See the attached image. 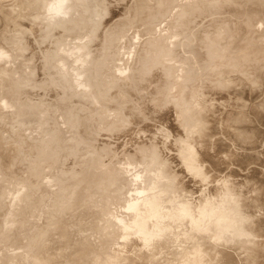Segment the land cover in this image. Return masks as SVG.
I'll return each instance as SVG.
<instances>
[{
	"label": "rangeland",
	"instance_id": "1",
	"mask_svg": "<svg viewBox=\"0 0 264 264\" xmlns=\"http://www.w3.org/2000/svg\"><path fill=\"white\" fill-rule=\"evenodd\" d=\"M3 3H4V6H3V8H11V9H8L9 11H7V13H9V14H11V17H12V19H14V21L13 22H7V23H11V24H7L6 22H3L4 20V18H1V17H5L6 15L5 14H0V26H2V27H4V29L5 28H7V27H5V26H7V25H11V26H9L8 27V29H1L2 27H0V45H2V47L0 46V49H1V54L3 53V51H2V48L5 46V48H3V49H9V50H11V51H7L6 50V52L4 51V53L2 54L3 56H4V54H8L9 56H10V54H11V56H10V58L11 59H8L6 56H4L5 58H3V56L0 58V153L2 154V155H4V157L3 156H1V157H3V159H4V161H2V158L0 159L1 160V164H3V165H1L0 166V168L3 170V169H6L5 167H6V161H7V163L8 162H10V163H8L9 165H14V166H11L8 170L12 173V176H13V174L17 177H15V176H13V178H10V177H12L8 172H6V171H8V170H6L5 171V176H7V178L5 177V178H1L0 177V210L2 211V209H3V212L2 213H7L10 209H9V207L10 206H13V207H10L11 209L12 208H14V210H15V213H17L18 215H16L15 217H14V219H13V222H11L10 220H5V217L7 216V214H5L4 216L5 217H3V215H2V213H1V211H0V213H1V216H0V218L1 217H3V219H1V221H0V264H179V263H183V264H186V262L183 260V262H182V260H179L178 258H176L177 256H178V253H179V251L178 250H176L175 251V253L174 254H176L177 252V256H175V255H173V252H174V250H175V248H177V249H179L180 251H182V250H184L185 249V247L187 246V247H190L191 245L190 244H188L187 242L185 243V240H183V238H184V234L183 233H181L180 234V236L182 237H178V238H174L173 237V239H171V238H167V195L169 196L170 195V192H168L169 191V189H167V183H168V181H167V175H171V176H173V177H175L176 178V176H174V175H177L178 173H180V174H182L183 173V171H185L184 172V174L186 173V171H187V167H185L183 164H182V162H181V159L182 158H177L178 156V154H179V150H180V148H181V146H180V144H177V143H180V141L184 144V142H185V139L187 140V138L185 137V136H187L189 139L190 138H192V140H190V142H193V143H191V144H193V146H195V145H197V146H195L194 148L197 150V148H200V150H199V152H197L198 153V155H206V153L208 154V156L209 155H211V156H214L215 158H216V156H217V154H216V152L213 154V152L216 150V149H224L225 147H226V149H224V150H228V148H234V147H237V145H239V144H237L238 143V141H235V138H231V137H233V135H234V132H235V130H236V132L235 133H237V131L240 129V128H245L246 127V129L248 128V129H251V130H253L252 128H254V127H252L253 125H251V127H248V126H250V122L249 123H247L246 121L247 120H245V122L247 123V124H249V125H246V123L245 122H243L242 124H243V126H242V124H239V122L241 123V121L240 120H238V121H233V123H232V120L233 119H235L234 117H235V115H238V114H235V110H237L238 108H240V105L239 106H237L238 108H233V109H235V110H230L229 108H231L232 109V107H231V105H233V104H236V105H238L239 103L240 104H242V98H243V100L245 99H247L248 100V97L250 98V101H244V104H242L243 106H245L246 108V110L244 109V112H243V108H242V105H241V108L242 109H238L237 111L239 112L240 111V113L241 114H243L244 113V116L248 119V121L250 120V118H252V120H250L251 122H253V123H251V124H254V125H264V98L262 99V96L264 97V94L262 95L261 94V90H262V92H264V69L263 70H261L262 68H263V62H264V50H263V52L258 56V57H260V59L259 58H257V59H251V57H249V58H247L246 60L244 59V60H241V59H239V58H241L242 56H240V57H238V56H236L235 54H238V53H236L237 51V49L239 48V46H236L235 47V45H237V43H235V42H237V40L238 39H240V37H244V36H242V34L243 33H245V32H242V34L238 31V33H240V36H238V35H236V34H238V33H234V32H236L237 30H242V27L244 26V22H239V20L242 18V17H240V14L239 13H237L238 11H235L237 8H239V7H244L245 9H248V11L249 12H255V11H259V10H262V11H264V0H260V3H259V1L258 2H256V0H246V2L244 1V0H242V2H245V4H243V3H238V5L237 4H233V5H237V6H233L232 5V7H229V6H231V5H227L225 8H223L220 4H221V2H219V5L221 6V7H217V6H219V5H217L216 3H214V4H216V6H214L215 7V9H214V7L212 6V4H210V5H208V9H206L207 7L206 6H204L203 4V2H200L201 0H193V1H191V0H188L189 1V3L186 1L185 2V0H183L184 1V3L183 4H191V3H196L197 1H198V3H203V4H201V5H203L205 8H203L201 5L199 6V4L197 5V6H194L193 4H191V5H193L192 7H191V5H189L190 7H191V11L193 12V8H197V10L199 9V8H203V9H205V10H202V9H200V15H201V13H204V15L202 14L201 16H199V14L196 12V9H194L195 11L193 12V13H189L190 15V17H192V16H194L195 15V17L197 16V18H199L200 17V19H194V17H193V20H191L190 22H191V26L189 27L191 30V34L190 33H185V30H189V28L187 27L189 24H190V22L189 23H187V25L185 26V28L183 27V29H182V27H181V24L185 21V20H187L186 19V17L185 16H187L188 14H186V15H184V21H182L181 19H179L178 21H182V22H178L176 19H177V14H178V12H176L177 14H175V12H172L173 10L174 11H178L177 10V7L175 6L176 5V3L178 4L179 2H183V1H180V0H174L175 2L174 3H170V6H172V8L169 6V4L167 3V2H170L169 0H159L160 1V3L158 2V0H141L142 2H143V7L140 9V10H138L137 8H136V6L138 7V1L137 0H78L79 2H80V6H81V8L80 7H78V8H80V10H75L74 12L72 11V9H77V6L76 7H73L71 10H70V8L69 7H72V4L74 3L73 1H75V0H70L71 2H73V3H71V2H69V7L68 6H65V9L68 11V13H71L70 14V18L73 20V21H70V22H72V25H71V30H73L72 32H73V34L71 35L70 33H72L71 32V30H67V29H64L62 26H57L58 25V23L57 22H55L56 21V19L58 18V20H59V18L62 20L63 18H65V17H67L68 16V13H67V16H66V14L64 15H62L61 16V14H60V16L62 17H60V16H54V18H52L53 20H55L54 22L51 20V22H49V21H47L48 19L47 18H44L45 20H46V23H42V24H40L41 22H44V21H42V20H44L43 19V17H46V16H43L44 15V13H46V11H45V9L44 8H42V7H40L39 5H40V0H36V1H34V0H26V1H24V0H1ZM5 1V2H4ZM38 1V2H37ZM53 1V0H52ZM66 0H64V2H65ZM77 1V0H76ZM131 1V2H130ZM173 1V0H172ZM171 1V2H172ZM206 1V0H205ZM207 1H210L211 3H213V1H215V0H213V1H211V0H207ZM249 1H251V2H249ZM255 1V2H254ZM9 2H11V3H9ZM50 2H51V0H50ZM68 1H66V3H64V5L66 4V5H68V3H67ZM86 2H87V5H86ZM109 2H110V4H109ZM191 2V3H190ZM255 4H254V3ZM6 3H9L8 5L6 4ZM13 3V4H12ZM38 3V4H37ZM83 3H85V5L86 6H88V5H90L91 4V8H90V10H89V8H88V10L90 11V12H82V10H83V7H82V4ZM97 3V4H96ZM99 3V4H98ZM101 3V4H100ZM112 3V4H111ZM114 3V4H113ZM127 3V4H126ZM135 3V4H134ZM181 3L180 4H178L181 8L183 7V5H181ZM207 3L208 2H205V5H207ZM218 3V2H217ZM253 3V4H252ZM6 4V5H5ZM107 4V5H106ZM126 4V5H125ZM174 6H173V5ZM197 4V3H196ZM247 4V5H246ZM251 4H252V6H251ZM84 5V4H83ZM99 5H101V6H99ZM129 5H130V7H129ZM224 5V4H223ZM250 5V6H249ZM8 6H10V7H8ZM78 6H79V3H78ZM97 6V7H96ZM115 6V7H114ZM168 6H169V8H168ZM209 6H212L213 7V9H210L211 7H209ZM85 7V6H84ZM104 9H103V8ZM121 7V8H120ZM134 7V8H133ZM173 7H174V9H173ZM175 7H176V10H175ZM188 7V6H187ZM189 7V8H190ZM217 7V8H216ZM229 7V8H228ZM236 7V8H235ZM251 7V8H250ZM69 8V9H68ZM87 8H84L85 10H87ZM107 8V9H106ZM173 9L172 11H171V9ZM35 9V10H34ZM44 10L45 12H43V11H41L40 12V10ZM124 9V10H123ZM135 9V10H134ZM136 9H137V11H136ZM167 9H170V10H167ZM178 9H179V7H178ZM218 9V10H217ZM221 9H224V11L223 10H221ZM227 9V10H226ZM234 9V10H233ZM126 10V12H124ZM134 10V11H133ZM189 10V9H188ZM212 10V11H211ZM221 12H220V11ZM38 11V12H37ZM70 11V12H69ZM80 11V12H79ZM84 11V10H83ZM120 11H122L121 13H120ZM140 12V14H138L137 12ZM167 11H169V12H171V13H167ZM232 11V12H231ZM234 11H235V13H237V14H235L234 15ZM261 11V12H262ZM36 12H37V15L38 16H36ZM77 12V13H76ZM95 12V13H94ZM230 12V13H229ZM39 13V14H38ZM43 13V14H42ZM104 13H105V15H104ZM126 13H127V15H126ZM172 13H174V15H176L177 17H176V19H175V17H173L174 15H172ZM209 13V14H208ZM217 13H219V15L217 14ZM221 13V14H220ZM233 13V14H232ZM95 14H96V16H95ZM102 14V15H101ZM129 14V15H128ZM138 14V15H137ZM168 14H169V16L171 17V15H172V18L173 19H175V20H172L171 19V21H170V17L168 18ZM197 14V15H196ZM89 15V16H88ZM101 15V16H100ZM123 15V16H122ZM136 15V16H135ZM154 15V17H156L157 16V18L158 19H160V21L157 19V21H154L155 23H153V19H155L154 17H152ZM192 15V16H191ZM214 15V16H213ZM228 15V16H227ZM42 16V17H41ZM65 16V17H64ZM76 16V17H75ZM188 16V17H189ZM216 16V18H214ZM233 16V17H232ZM55 17H56V19H55ZM73 17H75V18H73ZM102 17V18H101ZM120 17V18H119ZM132 17V18H131ZM134 17V18H133ZM210 17V18H209ZM213 17V18H212ZM220 17L221 18H227L226 20L227 21H223V19L221 20L220 19ZM239 17V18H238ZM69 18V20H71ZM87 18V19H86ZM104 18V19H103ZM114 18V19H113ZM116 18V19H115ZM128 18V19H127ZM136 18V19H135ZM137 18H138V20H137ZM163 18V19H162ZM206 18V19H205ZM233 18V19H232ZM66 19L67 18H65V21H66ZM101 19V20H100ZM125 19H127V20H125ZM169 19V21L170 22H167V20ZM188 19H190V18H188ZM209 19H211V20H209ZM224 19V20H225ZM257 19H259V20H261L260 18H257ZM257 19H256V21H257ZM64 20V19H63ZM68 20V19H67ZM111 20H114V21H111ZM124 20V21H123ZM133 20V21H132ZM135 20H137V21H142L141 23H142V25H139V24H141V23H135V24H130V22L131 23H133ZM219 20V21H218ZM229 20H231V21H229ZM258 20V21H259ZM85 21V22H84ZM108 21L110 22V25H109V23H108ZM124 22V27H123V25L121 24V23H123ZM172 21L173 22H178V24L180 25V26H178V24H177V22H176V25L177 26H175L173 23H172ZM189 21V20H188ZM187 21V22H188ZM193 21V22H192ZM202 23H201V22ZM208 21L210 22V23H208ZM216 21H217V23H219V25H217L215 28H214V25H216ZM220 21H221V23H220ZM233 21H234V23H233ZM244 21V20H243ZM258 21H257V23L256 22H254L253 24H255V27H256V24H257V26H258V24L259 25H261L260 23L262 22H260V23H258ZM25 22V23H24ZM47 22H49V23H52V25H50L49 24V26H48V23ZM116 22V23H115ZM120 22V23H119ZM127 22V23H126ZM156 22H160V24L159 23H157L156 24ZM213 22V23H212ZM223 22V23H222ZM228 22V23H227ZM231 22V23H230ZM57 23V24H56ZM85 25H84V24ZM99 23V24H98ZM112 23V24H111ZM130 25H129V24ZM151 23L152 24H155V25H153V26H151ZM168 23V24H167ZM181 23V24H180ZM195 23V24H194ZM201 23V24H200ZM229 23H230V26H232V25H235L236 23V30L234 31V30H231V29H233V27H235V26H232V28L230 27V26H228V29H227V27H225L226 28V30H225V28H223L224 27V25L226 26V24L227 25H229ZM262 23H264V22H262ZM4 24H7V25H5L4 26ZM25 24H26V26H25ZM44 24V25H43ZM99 25V27H98V25ZM104 24V25H103ZM106 24V25H105ZM165 26H164V25ZM170 24H171V27L169 28V27H167L166 25H169L170 26ZM186 24V23H185ZM207 24V25H206ZM222 24H224L223 26H222V30H223V33L221 34L220 33V29H217V33L215 32L214 34H212L211 32H212V30L213 31H215V29L216 28H218V26H219V28H221V25ZM232 24V25H231ZM241 24V25H240ZM97 25V26H96ZM102 25V26H101ZM107 25H109L108 27H107ZM116 28V31L114 32V35H113V31H114V27ZM116 25H118V28L116 27ZM122 25V26H121ZM129 25V26H128ZM138 25V27L136 28V26ZM156 25H158L157 27H154V26H156ZM173 25L175 26V28L176 29H178V31H179V33H181V32H183L182 33V35H179L178 37L176 36V35H178V31L175 29V31H177V34H176V32L172 29L173 28ZM184 24H182V26H183ZM196 25V26H195ZM202 25V26H201ZM243 25V26H242ZM264 24H262L261 26H259L258 28H255V27H252V29H251V31H250V33H247L246 34V37H244V38H246V39H244V41L242 40V38L240 39V40H238V42L240 43V41L241 42H244V43H246L245 41L246 40H248V41H250L251 40V37L255 34L256 35V37L259 35V37H260V35H263L264 34V32H263V30H262V26H263ZM24 26V27H23ZM37 26V27H36ZM70 25H68V27H69ZM121 26V27H120ZM207 26L209 27V28H207ZM238 26H239V28H238ZM20 27H22V28H20ZM59 28L58 30H57V28ZM87 27H89V28H87ZM96 27L97 28H99V29H96ZM107 27V28H106ZM151 27V28H150ZM179 27V28H178ZM187 27V28H186ZM196 27V28H195ZM39 28H43V29H39ZM63 28V29H62ZM111 28H112V30H111ZM114 28V29H113ZM120 28H124L123 30L124 31H122L123 33H121V35L122 36H120V37H115L116 36V32H117V30L118 29H120ZM136 28V29H135ZM139 28V29H138ZM150 28V29H149ZM163 28V29H162ZM169 28V29H168ZM205 30H204V29ZM211 28V29H210ZM229 28H230V32L232 31V33H234L235 34V37L234 38H236L237 36L239 37H237L236 39H233L234 41H231V42H233L232 44L229 42V35L231 36V35H233L232 33H230V32H228L229 31ZM45 29V30H44ZM60 29H61V31H60ZM85 29V31L87 30H90L89 32H90V34H89V32L88 33H85L84 31H82V30H84ZM138 29V30H137ZM152 29H154L155 30V32L152 30ZM167 29H168V31L170 30L171 32H167ZM201 29V30H200ZM203 29V30H202ZM257 29V30H256ZM258 29H260L259 31H258ZM35 30H38V31H35ZM55 30H56V32H55ZM65 30V31H64ZM95 30V31H94ZM138 32H137V31ZM146 32H145V31ZM180 30H182V31H180ZM184 30V31H183ZM186 31V32H189V31ZM199 30V31H198ZM207 30V31H206ZM211 30V31H210ZM255 30V31H254ZM57 31H59L58 33H57ZM77 31V32H76ZM86 31V32H87ZM97 31V32H96ZM111 32V34H110V36H109V33ZM126 31V32H125ZM174 31V32H173ZM201 31H203V32H201ZM225 31V32H224ZM244 31V30H243ZM255 33H254V32ZM33 32H35V33H33ZM38 32V33H37ZM43 32V33H42ZM51 32V33H50ZM52 32H53V34H52ZM67 32L71 35H66L67 34ZM75 32V33H74ZM79 32H82L81 34L79 33ZM94 32H95V34H94ZM102 32V33H101ZM105 32V33H104ZM109 32V33H108ZM137 32V33H136ZM198 32H199V34H198ZM261 32H263V33H261ZM40 33V34H39ZM61 33H62V35H61ZM143 33V34H142ZM175 34V36L173 37L174 39H172L171 37L173 36V35H170V34ZM186 35H188V36H186ZM194 33V34H193ZM197 33V34H196ZM203 33H205V36L203 35ZM208 33V34H207ZM228 33V34H227ZM261 33V34H260ZM34 34V35H33ZM43 34V35H42ZM85 34H87V37H86V35ZM100 34H101V36H100ZM102 34H103V36H102ZM105 34H106V36H105ZM108 34V35H107ZM137 34H140V37H139V35L137 36ZM183 34H184V36H186V37H184L183 36ZM200 34L202 35V36H204L203 38L204 39H202V36H201V38H200ZM207 34V35H206ZM210 34H212V35H210ZM217 34H220L219 36L217 35ZM31 35H32V37H31ZM81 35H83V38L81 37ZM85 35V36H84ZM88 35H89V37H90V35H91V37L89 38L88 37ZM97 35H99V36H97ZM167 35H169V36H167ZM192 35H195L194 37H195V39L197 38V36H199L198 37V39L199 40H195L194 39V37H192ZM197 35V36H196ZM210 35V37H212L213 35H214V37L217 35V37H219V38H214L215 40H217V39H219V41L222 39V36H223V39H225L224 41H226V42H222L223 41V39H222V41H221V43H222V45H224L225 46V43H227L226 45V47L225 48H232V45L235 43V45H233L235 48H232L231 50V52H225V51H227L228 49H225L224 50V55L225 54H229V55H227V57H231L230 56V54L232 53V52H234L233 50L234 49H236L235 50V52H234V54H233V57L236 59L237 57V59H239V60H241V61H237L238 62V67L239 68H241V69H237L236 70V72H235V69H233V67H232V64H230V63H232L233 61H236V60H229L228 62H229V65H227V60L228 59H226V60H224L225 59V57H224V59L222 60L223 61V64H221V65H223L221 68H216V71H218V70H221L222 69V71H220V72H222V76H224V71H226V73L229 71V72H231V73H229L230 75L229 76H227L228 74H226L225 76L226 77H228V78H226L225 76L223 77V80L222 79H220V80H218L215 84H213V81H211V80H209V78H210V75H209V77L208 78H206L208 75H206L205 76V71L203 70V64L202 63H208L209 61H210V59L209 58H207L206 56H208V55H206L205 56V54L206 53H208V50H209V48H208V46L210 47V45H208V46H206L207 44H210L211 42L209 41V39L208 38H210V37H208ZM251 37H250V36ZM254 35V36H255ZM28 36V37H27ZM30 36V37H29ZM37 38H36V37ZM109 36V37H108ZM113 36V37H112ZM134 36H135V39H134ZM225 36V37H224ZM227 36V37H226ZM249 36V37H248ZM8 37H10V39H8ZM81 37V39H79ZM89 38V39H87L86 40V38ZM101 37H104V38H101ZM110 37H111V40L113 39V38H115V40L113 39L112 40V42H111V40H109L110 39ZM138 37L140 38V39H138ZM168 37V38H167ZM177 38V44H175L176 42L175 41H173V43H174V45H173V43L171 44L173 47L171 48V50H172V53L175 55V61L177 60V58H180L179 56H182V57H184L183 59H182V57L180 58V59H178L176 62H174V61H172L173 63V65H175L176 64V69H174L175 68V66H172V64H171V62L169 61L170 59H169V54H167V52H166V48H163L162 50H160L161 48V46L162 47H165L164 46V44H165V42H167L168 40H169V38H170V40L172 39V40H175L176 38ZM180 37V38H179ZM205 37H207V38H205ZM262 37V36H261ZM260 37V38H261ZM29 38V39H28ZM43 38H44V40H43ZM78 38V39H77ZM85 38V39H84ZM93 38V39H92ZM96 38V39H95ZM98 38V39H97ZM107 38V39H106ZM178 38H179V40H178ZM183 38V39H182ZM184 38H185V40H184ZM189 40H187V39ZM189 38H191V39H189ZM213 38V37H212ZM221 38V39H220ZM227 38H228V40H227ZM231 39L230 40H232V37H230ZM248 38V39H247ZM254 38L255 37H252V41L253 42H255L256 43V40H254ZM258 38V37H257ZM263 38H264V35H263ZM5 39V40H4ZM6 39H8L7 41H6ZM32 39V40H31ZM47 39V40H46ZM77 39V41H79V40H83V41H85L84 42V45H86V47H87V50H88V54H89V56L88 55H86V56H88L89 58H88V62L86 63V61H85V65H82V69L84 68L83 66H87V71L85 72H83L84 74L86 73L89 77H90V79H93V76L95 75V69H96V65H98L99 63H100V58H104L106 55L105 54H108V56H110L109 58H110V60H108V56H106L105 58H107V61L109 62V61H111L110 63H111V66H113V69H114V66H115V68H116V73L113 75V77L114 78H111V79H113V80H117L116 82H113V83H111V85H110V89H113V90H110V94H109V96L110 97H108V99H107V101H103V100H105L104 98L101 100L102 101V103H98V102H94V100H95V98L98 96V95H96L97 93H99L100 94V92H99V90H96V89H99V84L96 82V81H93L92 82V80H91V82H89L88 83V85H86V86H84V87H78V86H76L78 89H76V90H74L75 89V86H72L71 85V83H72V78H73V76H71V75H67V73H64V72H60V67H61V65H62V63L64 62L65 63V61H62V59L63 58H61V57H63L64 56V54H62L61 53V51L63 52H65V54H66V52H67V50H69V49H73V45H75V43H73L72 41H75ZM168 39V40H167ZM194 39V40H193ZM201 39V40H200ZM104 40H106V42L108 43H104ZM130 40H132V41H130ZM133 40H136L137 41V45L135 44L136 42L135 41H133ZM160 40V41H159ZM169 40V41H170ZM180 40H182V42H187L188 41V44L187 43H185V46H184V44H182V42H181V44L183 45H179L178 43H179V41ZM187 40V41H186ZM208 40V41H207ZM258 40V39H257ZM262 40V38L260 39V40H258L257 41V43H256V45L258 44L259 46H261V48H263L264 49V39L262 40V42L260 43V41ZM4 41H6L7 43H5ZM27 43H26V42ZM80 41V42H81ZM82 41V42H83ZM98 41V42H97ZM103 41V42H102ZM139 41V42H138ZM155 41H159V42H157L158 43V49L155 51V50H153V51H150V47H152V49L154 48L153 46V44L152 43H154ZM192 41V42H191ZM200 42V44L202 43L201 41H205L204 42V44L201 46L200 44H199V42ZM206 41H207V43H206ZM214 41V40H213ZM218 41V42H219ZM228 41V42H227ZM31 42V43H30ZM34 42V43H33ZM71 42H72V44H71ZM130 42H134V45L133 44H131V45H133V47L131 46V45H129L130 44ZM195 42H198V46H197V48L198 47H200L201 48V50L203 49L202 47H205L202 51H200V48H198L199 49V51H200V54H199V52H198V54H196V53H194L193 52V54H195L194 55V57H192L193 55H191L192 54V49H194V47L196 48V45L195 46H193V44L195 43ZM30 43V44H29ZM67 43V44H66ZM68 43L70 44V45H68ZM107 46H105L104 44ZM191 43H193V44H191ZM215 43H217V41L215 42ZM215 43H213V45H215ZM221 43H220V46H222L221 45ZM224 43V44H223ZM230 43V44H229ZM247 43H249V42H247ZM261 45H260V44ZM263 43V44H262ZM5 44V45H4ZM13 44V45H12ZM25 44V45H24ZM57 44H58V46H57ZM59 44H61V46H59ZM77 44V46L76 47H74V50H77L78 48V46L81 48V49H83L82 48V44L80 43V45H78V43H76ZM110 44V45H109ZM155 44V43H154ZM189 45V44H191V45H189V46H187V45ZM243 44V43H242ZM242 44H238V45H240V47H241V45ZM250 44V43H249ZM8 45V46H7ZM48 45V46H47ZM104 45L105 47H106V49H105V47L103 46V49L101 48L102 46ZM150 45H152V46H150ZM161 45V46H160ZM175 45H177V46H182L181 48H179V47H177V48H175L174 46ZM217 45H219V44H216V46ZM229 45H231L230 47H229ZM245 45H248V44H245ZM244 45V47L246 48V46ZM255 45V44H254ZM32 46H34V47H32ZM42 46V47H41ZM70 46H72V47H70ZM128 46H131L130 48H132V49H130L131 50V52H130V50H127V54L129 53L130 54V56L132 57V60H131V57L129 56V54H128V56L127 55H125L126 54V52L124 51V48H128ZM220 46H217V48L219 49V47ZM13 47V48H12ZM14 47H16V48H14ZM41 47V48H40ZM70 47V48H69ZM212 47V46H211ZM243 47V48H244ZM37 48H38V51H37ZM48 48V49H47ZM59 48H62L63 50H61V49H59ZM75 48H77V49H75ZM79 48V50H77L74 54H77L78 53V56H79V52L81 53L82 52V50ZM134 48V49H133ZM160 48V49H159ZM173 48H175L176 49V51H180V53H182V54H179V56H178V52H176L175 51V49H173ZM208 48V49H207ZM213 48V47H212ZM222 48L224 49V47L222 46ZM242 48V49H243ZM65 49V50H64ZM105 49V50H104ZM129 49V48H128ZM151 49V50H152ZM187 49V50H186ZM189 49V50H188ZM207 49V51L205 52V50ZM241 49V48H240ZM240 49H238V50H240ZM241 49V50H242ZM14 50V51H13ZM40 50V51H39ZM60 50V52H57V51H59ZM126 50V49H125ZM163 50H165V52H163ZM175 52H174V51ZM230 50V49H229ZM240 50V51H241ZM30 51V52H29ZM45 51H47L48 53L50 52V55H48V53L47 52H45ZM79 51V52H78ZM84 51V50H83ZM120 51H121V53H120ZM129 51V52H128ZM194 51V50H193ZM9 52V53H8ZM20 52V53H19ZM63 52V53H64ZM123 52V53H122ZM160 52V53H159ZM162 52V53H161ZM184 52V53H183ZM204 54H203V53ZM15 53V54H14ZM18 53V54H17ZM29 53V54H28ZM38 53V54H37ZM53 53V57H52V54ZM61 53V54H60ZM117 53V54H116ZM166 53V54H165ZM202 53V54H201ZM241 53V52H240ZM84 54V53H83ZM87 54V53H86ZM110 54V55H109ZM121 54V55H120ZM123 54V55H122ZM173 54H171V56L173 55ZM177 54V55H176ZM40 55V56H39ZM59 55H61V56H59ZM63 55V56H62ZM165 55V56H164ZM169 55V56H168ZM174 55H173V57H174ZM184 55V56H183ZM188 55V56H187ZM235 55V56H234ZM261 55H263V56H261ZM16 56V57H15ZM74 56V55H73ZM77 56V57H78ZM85 56V55H84ZM83 56V57H84ZM121 56H127V57H130V59L129 58H127V60H125L124 59V57H121ZM168 56V57H167ZM170 56V57H171ZM190 56L193 58H190ZM195 56H196V58H195ZM13 57V58H12ZM26 57V58H25ZM75 57L76 56H74V59H75ZM133 57H134V59H133ZM165 57V58H164ZM167 57V58H166ZM226 57V58H227ZM244 57V56H243ZM242 57V58H243ZM17 58V59H16ZM45 59V61H43L44 59ZM48 58V59H47ZM61 58V59H60ZM70 58V57H69ZM67 59V60H69L70 62H71V60H73V58L71 59ZM85 58H87V57H85ZM104 58V59H105ZM125 61V63L126 62H128V60H130L128 63H126V64H124V65H122L123 66V68H122V66H120L121 64H123V60ZM126 58V57H125ZM187 58V59H186ZM188 58H190V59H192V61L190 60V59H188ZM3 59V60H2ZM162 59V60H161ZM167 59H169V60H167ZM232 59V58H231ZM5 60V61H4ZM21 60V61H20ZM46 60H48V61H46ZM172 60H174V58L172 59ZM181 61L182 62V64L183 65H181L180 66V62L177 64V62L178 61ZM184 60V61H183ZM186 60V61H185ZM261 60V61H260ZM19 61V62H18ZM62 61V62H61ZM69 61H67L68 62V64H69ZM74 61V60H73ZM105 61H106V59H105ZM132 61H134V62H132ZM157 61H159L160 63H163V64H161V66H160V63L159 62H157ZM168 61L170 62V64H171V66L172 67H174L173 69L175 70V72H174V70L172 71V73H169V72H167V74H166V71L164 72V69L165 68H167V67H169V65H168ZM187 61L189 62V64L187 63ZM197 62V61H199L198 63H195L196 64V66H195V64L193 63V62ZM225 61V62H224ZM232 61V62H231ZM256 63H255V62ZM3 62V63H2ZM39 63V65H38V63ZM46 62H48V63H46ZM66 62V63H67ZM76 62V61H75ZM74 62V64H77V63H75ZM249 62H250V64L254 67V63L257 65V63H259L258 65H260V66H262V67H260V68H258V65L256 66L259 70H261V71H259L258 69H256L255 70V68H254V70L255 71H252V66H250V64H249ZM260 62H262V63H260ZM2 63V64H1ZM107 63V62H106ZM109 63V64H110ZM133 63H134V65H135V63L137 64V69L135 70V69H133V68H131V66L133 65ZM157 63H159V64H157ZM185 63H186V65H185ZM192 63V65L190 66V64ZM226 63V66H225V68H224V64ZM242 63H244V64H242ZM253 63V64H252ZM43 64L45 65L46 64V66H43ZM67 64V65H68ZM72 64V63H71ZM132 64V65H131ZM156 64V65H155ZM165 64V65H164ZM194 64V65H193ZM201 64V65H200ZM8 65V66H7ZM49 65H51V66H49ZM73 65V64H72ZM71 65V66H72ZM108 65V64H107ZM106 64H105V66H106V68L108 67ZM125 65H127V66H125ZM168 65V66H167ZM185 65V66H184ZM198 65V66H197ZM221 65H219L218 64V66H221ZM242 65V66H241ZM248 65H249V67H250V73H249V71H247V69H249L248 68ZM77 66V65H76ZM76 66H74L73 65V67H71V69H70V71H74V72H76L75 71V69H76ZM79 67H81V65H78ZM110 66V65H109ZM146 66V67H145ZM157 67V69H156V67ZM160 66V67H159ZM165 66V67H164ZM178 66V67H177ZM183 66V70H185V68L184 67H187L188 66V69H189V67H195V68H192L191 69V71H193V73L191 74V71H190V73H186V71L188 70L187 68V70L186 71H181V67ZM241 66V67H240ZM245 66H247V67H245ZM1 67L2 68H5L6 70H5V72L4 71H1ZM89 67V68H88ZM119 67H121V68H119ZM152 67H153V69H154V71L152 70ZM172 67H171V70H172ZM226 67L228 68V67H230V69H226ZM231 67H232V69L234 70H232L231 69ZM245 67V68H244ZM37 68V69H36ZM52 68V69H51ZM75 68V69H74ZM106 68H104L103 69V71L105 70V72L103 73L102 72V76H106V77H108V75L106 74V72H108V71H110V70H108V71H106L107 69ZM119 68V69H118ZM142 68L144 69V71L142 70ZM163 68V69H162ZM180 70H179V69ZM242 68H244L245 70H243ZM247 68V69H246ZM74 69V70H73ZM85 69V68H84ZM108 69H109V67H108ZM162 69V70H161ZM168 69V68H167ZM140 70V71H139ZM148 70V72L147 73H149L148 75H147V73H146V71ZM160 70V71H159ZM179 70V71H178ZM210 71H207L208 73H210V72H212L211 71V69H209ZM224 70V71H223ZM239 70H242L241 72H242V74H241V72L239 71ZM258 70V71H257ZM36 71H39L38 73L36 72ZM44 71V72H43ZM83 71V70H82ZM145 73V74H143V72ZM152 73H151V72ZM162 71V72H161ZM167 71H169V70H167ZM200 71V72H199ZM232 71H233V73H232ZM240 72V73H238V72ZM138 72H140V73H142V74H137ZM160 72V73H159ZM171 72V71H170ZM176 73V74H174V73ZM177 72H180L181 74L179 75V73H178V75L180 76L179 78L180 79H183V81H186V79H188L185 83H183V82H181L180 80H178L177 82H178V84H175L177 87V89H178V91H179V93H178V95H176V93L178 92L172 85L176 82V80L177 79H179L178 77H177ZM235 72V73H234ZM259 72V73H258ZM83 73H81V76L83 77L84 76V74ZM151 73V74H150ZM164 73L166 74V75H164ZM183 73H185V74H183ZM104 74H106V75H104ZM135 74V75H134ZM157 74H159L158 76H157ZM182 74H183V76H182ZM232 74V75H231ZM136 76L137 77V79H136V77H134V76ZM137 75H139V77L137 76ZM171 75H174V76H171ZM19 77V79H18V77ZM101 76V77H102ZM143 76H144V78H143ZM153 76V77H152ZM164 77V79H163V77ZM166 76V77H165ZM169 76V77H168ZM175 76H176V78H175ZM186 76V77H185ZM9 77V78H8ZM157 77H159V78H157ZM172 77V78H171ZM173 77H174V79H175V81H173L174 79H173ZM181 77H184V78H181ZM188 77V78H187ZM205 77V78H204ZM17 78V79H16ZM84 78V77H83ZM141 78V79H140ZM146 78H147V80H146ZM166 78V79H165ZM224 78H226V79H224ZM9 79V80H8ZM13 79L14 81H11V80ZM108 79V78H107ZM122 79V80H121ZM130 79V80H129ZM164 81H163V80ZM197 79H199V80H197ZM203 79H205L204 80V82L206 83V85H208V86H205V84H204V82H202V84H201V82H199V81H203ZM20 80V81H19ZM132 80H133V82H132ZM137 80V81H136ZM140 82H139V81ZM143 80V81H142ZM151 80H152V82H151ZM160 80V81H159ZM172 80V81H171ZM120 81V82H119ZM135 81L138 83V85H137V83H136V85H135ZM206 81H209L210 83H208V82H206ZM227 81V82H226ZM12 83V85H11V83ZM15 82H16V84H15ZM110 82V81H109ZM121 84V86H120V84ZM131 82V85H129V83ZM144 82V83H143ZM160 82V83H159ZM164 82V83H163ZM176 82V83H177ZM179 82H180V84L181 85H179ZM5 83V84H4ZM124 83V86L127 88V87H129L130 89L128 90V88H127V90H126V88H125V90L123 89V84ZM140 83V84H139ZM166 83V84H165ZM171 83V84H170ZM173 83V84H172ZM195 83L197 84V85H195ZM199 83V84H198ZM208 83V84H207ZM227 83H228V85H227ZM20 84V85H19ZM115 84H118V85H115ZM147 84V85H146ZM155 84H157V85H155ZM159 84V85H158ZM202 85V86H204V87H202L201 86V88L204 90V92L202 91V89L201 88H199L200 89V91H198V92H200V94H201V96L200 95H198V97H200V104H201V101H203L202 103H205V102H208V103H212V104H215V105H213V107H211L212 106V104L210 105V104H208L209 105V107L210 108H216V112L217 113H215V114H217V115H215V116H213L214 118H217V119H221L222 120V122L220 123H217V119L215 120V119H212V121H209V119L211 120V118L210 117H208V116H210L211 114H214V111H212V113H210L209 111L207 112V110L209 109V108H206V107H208V106H206L207 105V103H205V106H204V104H201L202 105V107L205 109L206 108V111H204V109L202 108V110H203V118H207V121H206V119H204V121H206L207 123H209V122H211V123H209V124H211L212 125V123H213V121L214 122H216L217 124H215V125H221V130L220 131H224V133H227L228 132V134H225V135H230V134H233V135H231V139L234 141V142H236V143H234L233 142V146H231L230 147V145L232 144V141H230L229 139H227L228 137H224L225 135L222 133V135H224V136H220L219 137V135H220V133L218 134V136H217V134H215V133H217V130L219 129V126H213V129L211 128L212 126L211 125H207V126H204L205 128H206V130L207 129H210V131L211 130H214L215 131V133H211V132H213V131H209L210 132V134H215V136H214V138L213 137H211L212 135H205L204 133V131H206L205 130V128L203 129V132H202V129L201 128H199V127H196L195 128V133L197 132V134H200V131H201V133H203L204 135H205V137H207L208 138V136L209 137H211V139L213 138V140H212V142H213V144L215 145V144H217V143H214L215 141H217V140H215L214 141V139H215V137L217 136L218 138H219V140H218V144L217 145H220L221 146V143L224 141L225 143H222V147L221 148H218V146H216V147H214V145L212 146V142L209 140L208 141V139H210V138H205V137H203V138H201L199 135L197 136V134H195L196 135V137H198V138H201L203 141H200L201 139H198V140H193V138H196L195 137V135H192V133L190 134L191 135V137H190V135H189V132H188V130L185 128V127H183V125H181L180 123H178L179 121L181 122V118H179V110H178V107H175L174 105H176V106H178L179 105V103H177L176 104V102L178 101L179 102V100L181 101V98L184 96L185 97V95H191L192 93H193V91L191 92V91H189L188 90V88H191L190 90H192V88L193 87H191L192 85L194 86V88L196 87V88H198V87H200L199 85ZM204 84V85H203ZM211 84V85H210ZM2 85H3V87H2ZM8 85H10V86H8ZM115 85V86H114ZM141 85V86H140ZM146 85V86H145ZM167 85H171L172 86V88H174V90L171 88V91H170V94H172V92L173 93H175L174 91L176 90L177 92L175 93V97L174 96H172V95H170V96H168L167 97V88L169 87V86H167ZM174 85V86H175ZM186 85V86H185ZM187 85H189L190 87H188L187 88ZM114 86V87H113ZM144 86V87H143ZM157 86H159V88L157 87ZM182 86V87H181ZM9 87H12L11 89L9 88ZM16 87V88H15ZM18 87V88H17ZM29 87V88H28ZM116 87H117V89H119V90H115L116 89ZM121 87V88H120ZM147 87H149L148 89H147ZM179 87V88H178ZM181 87V88H180ZM218 87H220V89L218 88ZM2 88V89H1ZM19 88H20V90H19ZM132 88V89H131ZM135 88V89H134ZM142 88V89H141ZM5 89V90H4ZM72 89V90H71ZM103 89V88H102ZM123 89V90H122ZM159 89V90H158ZM163 89H164V91H163ZM166 89V90H165ZM169 89V88H168ZM199 89H197V90H199ZM214 89L216 90V91H214ZM246 89V90H245ZM248 89H251L252 90V94L254 95H256L257 94V96L260 94V96H258V97H256V96H252L251 94H250V92L248 91V94H249V96L247 97L245 94H247L246 92H247V90ZM7 90V91H6ZM10 90V91H9ZM16 90H18V91H16ZM70 90V91H69ZM74 90V91H73ZM93 90H95V92L96 93H94L95 95H96V97L94 96V98H93ZM131 90V91H130ZM140 91V93H139V91ZM148 90V91H147ZM150 90V91H149ZM160 90H162L163 91V94L161 93V91ZM185 90V91H184ZM219 90H222L221 92L219 91ZM246 92H245V91ZM250 90V91H251ZM255 90H257V93H256V91ZM22 91V92H21ZM90 91H93L92 93H90ZM98 91V92H97ZM129 91V92H128ZM134 91V92H133ZM137 91V92H136ZM146 91V92H145ZM160 91V92H159ZM166 91V92H165ZM186 93L185 95H183L184 94V92ZM188 91H189V93L190 94H187L188 93ZM194 91H195V89H194ZM213 91H214V93H213ZM217 91H218V93H219V95H217L218 93H217ZM226 91V92H225ZM245 93H244V92ZM255 91V92H254ZM21 94V96L18 94ZM128 92V93H127ZM130 92H131V94H130ZM160 93V96L158 95L159 93ZM183 92V93H182ZM223 92V94H221ZM244 93L243 95H242V93ZM10 93V94H9ZM22 93H24V94H22ZM33 93V94H32ZM53 93H55V94H53ZM62 93H66V94H69L68 95V99H66L65 100V102L66 103H64L63 102V99H62ZM109 93V92H108ZM136 93V95H133V94H135ZM141 93H143V94H141ZM210 93H211V96H209L210 95ZM213 93V94H212ZM239 93H241V94H239ZM259 93V94H258ZM17 94V96H15ZM31 94V95H30ZM89 94H91V95H89ZM140 94V95H139ZM182 94V96H179V95H181ZM221 94V95H220ZM247 94V95H248ZM5 95V96H4ZM30 97H29V96ZM37 95H38V98H40L41 96H42V98H40V100L37 98ZM120 95H121V97H120ZM142 95V96H141ZM214 95V96H213ZM216 95V96H215ZM240 95H242V96H240ZM251 95V96H250ZM34 96V97H33ZM59 96H62L61 98H59ZM91 97L92 96V99H94V100H92V102H94V104L95 103H97L96 105H91V106H93L92 108H89V109H87V110H89V112L91 111V109L93 110H95V108H97L98 110L99 109H101L100 107H103L105 110H103L104 111V113H102V112H98V110H97V112H98V114L100 113V115H101V113H102V115L104 116V114H107L106 115V117L108 116V114L110 115V116H108V117H111V118H113V119H116V120H113L112 121V124H115V122L114 121H116V129H115V125L112 127V124H111V118H109V119H111V120H109L108 118H106L105 116L103 117V119H104V124H103V122H99L100 120H98V119H96L97 117V112L95 113L94 111H91V112H93V113H95L96 115L94 116V115H92L93 113H89L88 111V113L90 114V115H92V118H93V122H92V120L90 119L91 117H90V115L89 114H87V112H86V106H84L85 104H87L88 103V97ZM154 96H156L155 98H154ZM159 96V97H158ZM162 96V97H161ZM171 96L173 97V98H177L178 96H179V98L178 99H173L172 98V102L170 101L171 100ZM221 98V99H219V100H217L219 97ZM235 97L236 96V98H232V99H230V97ZM6 97V98H5ZM44 97V98H43ZM77 97V98H76ZM89 97V98H90ZM99 97L100 96H98L97 97V100H95V101H99L100 102V99H99ZM132 97V98H131ZM135 97V98H134ZM144 97V98H143ZM163 97H165V99L163 98ZM186 97H188L187 99H190L191 98V96H186ZM190 97V98H189ZM213 97V98H212ZM214 97H216V98H214ZM247 97V98H246ZM33 98V99H32ZM56 98H57V100H56ZM60 100H59V99ZM168 98H170L169 99V101H168ZM207 98H208V101H207ZM209 98H211L210 100H209ZM251 98H253V99H255V100H253L252 101V99ZM257 98V99H256ZM261 98V99H260ZM6 99V100H5ZM41 99H43V100H41ZM62 99V100H61ZM99 99V100H98ZM120 99V100H119ZM135 99V100H134ZM155 99V100H154ZM165 101H164V100ZM183 99H185V98H183ZM228 99H230V101L231 102H229V100ZM234 99V100H233ZM36 100H38V102L36 101ZM55 100V101H54ZM62 101L63 102V104H61L62 102H60L59 103V101ZM175 100V104H174V101ZM190 100H192V99H190ZM226 100H227V102H226ZM236 100H238V101H236ZM241 100V101H240ZM257 100V101H256ZM7 101V102H6ZM36 101V102H35ZM58 101V102H57ZM85 101H87V102H85ZM132 101V102H131ZM139 101V102H138ZM148 101H149V103H148ZM151 101V102H150ZM205 101V102H204ZM210 101V102H209ZM234 103H233V102ZM236 101V102H235ZM256 101V102H255ZM10 104H9V103ZM39 102H44L45 103V105L43 106V107H45V110H43V111H45V112H42L40 115H38V116H40L41 117V115L43 114H45L44 116H42L41 117V119H39V117L37 118V114L36 113H40L38 110H39V108L41 107V103H39ZM47 102V103H46ZM54 102H56L57 104V106H59L61 109L63 108L62 107V105H64V108H66V109H64L63 110V116H61V118L60 117H58V119H56V116H57V114L59 113V116H60V114H61V112H59V110L61 111V109L59 108V107H57V108H59V109H56V105L54 104ZM71 102V107L73 108L72 109V111H73V113L72 114H75L74 115V117L72 118V120L70 119V120H68V119H66L67 118V114H66V112L69 110V108L71 109V107H70V103ZM85 102V104H83ZM118 102V103H117ZM136 102V103H135ZM156 102V104H158L159 103V106H158V108H155V107H157V105H155L154 103ZM162 102V103H161ZM173 103L172 105L175 107H171V105H170V103ZM182 102V101H181ZM184 102V101H183ZM238 102V103H237ZM248 102H249V104H248ZM251 102H254V103H251ZM3 103V104H2ZM23 103H25V104H23ZM60 105H59V104ZM91 103V102H90ZM151 103V105H149ZM153 103V104H152ZM162 105H161V104ZM167 103V104H166ZM187 103H189V101L187 100ZM225 104V105H223V107H226L227 108V110H229L230 112L232 111H234L233 113L235 114V115H231V113H228L226 110H224V109H226V108H222V109H219V107L218 106H222V104ZM229 103L230 104V106L228 107V106H226L227 104ZM233 103V104H232ZM27 104H28V106L30 107H28L27 106ZM48 104V106L50 105V106H52V108L51 109H49L46 105ZM53 104V105H52ZM67 104H69L68 105V107L66 106ZM92 104V103H91ZM170 106H169V105ZM185 104H186V102H185ZM252 105V107H250L251 105ZM2 105V106H1ZM23 105H25V107L23 106ZM37 105V106H36ZM88 105V104H87ZM131 107H130V106ZM162 107H161V106ZM165 105H168L169 107H170V109L169 110H167V108H169L168 106H165ZM236 105H233V106H236ZM248 107H250V108H248V110H247V106ZM5 108H4V107ZM19 106H21V108H22V106L24 107V108H26L25 110H22V109H24V108H20ZM40 106V107H39ZM49 106V107H50ZM55 106V107H54ZM84 106V107H83ZM95 106V107H94ZM148 106V107H147ZM215 106V107H214ZM221 106H220V108H221ZM1 107L3 108V109H1ZM35 107V108H34ZM47 107V108H46ZM88 107H90L89 105H88ZM164 107V108H163ZM261 107H262V109H261ZM20 108V110H18ZM29 108V109H28ZM38 108V109H37ZM133 109V110H131V109ZM160 108V109H159ZM163 108V109H162ZM172 108L173 109H175L173 112H172ZM218 108V109H217ZM44 109V108H43ZM127 109H129V110H127ZM142 109V110H141ZM150 109V110H149ZM161 109H162V111L163 112H161ZM33 110V111H32ZM36 110H37V112H36ZM58 112H57V111ZM126 110V111H125ZM153 110H154V112H153ZM201 110V111H202ZM210 110V109H209ZM214 110V109H213ZM219 110V111H218ZM223 110V112L224 111H226L228 114L227 115H231V116H233V117H230V118H228L229 116H225V121H223V117H224V115L223 114H226V112L225 113H223V112H221ZM241 110H242V112H241ZM21 111V112H20ZM24 111V112H23ZM35 111V112H34ZM40 111H42V109L40 108ZM65 111V112H64ZM105 111L107 112V113H105ZM177 111V112H176ZM245 111H246V115H245ZM6 112V113H5ZM23 112V113H22ZM54 112V113H53ZM136 112V113H135ZM142 112V113H141ZM148 112H150V113H148ZM152 112V113H151ZM167 112V113H166ZM176 112V113H175ZM206 112H207V114H206ZM219 112L220 113H223V114H219ZM66 114V118H65V114ZM154 113V115H152ZM159 113V114H158ZM173 113V115H171ZM252 113V114H251ZM23 114V115H22ZM148 114H150V115H148ZM175 114V115H174ZM206 114V115H205ZM7 115V116H6ZM25 115V116H24ZM54 115V116H53ZM56 115V116H55ZM130 115V116H129ZM177 115H178V117H177ZM219 115H220V117H219ZM222 115H223V117H222ZM252 115V116H251ZM53 116V118H55L56 120L55 121H57V126H55V125H53V126H55V128L57 127L58 128V132H59V128L61 127V126H64L65 125V123H67V126H65V129H64V127H63V129H64V132H65V130L67 129V132H63V129L61 128V130L62 131H60L59 132V134H60V137L62 138L63 136H61V135H63V133H64V135L66 136H64L65 138L63 139L62 138V140H61V144H63V146H61V150L62 151H60V153H62L63 151H64V154L66 155H64L65 157H64V159L63 160H65V161H67V159L68 158H70L69 160H72V161H69V164H68V161L65 163V161H63L62 162V160H57L58 158H57V156H59V154L56 156V157H54L53 158V160L54 159H56L55 161H51V159H52V157H48V158H50V160L48 159H46L45 158V161L43 160V159H41L40 158V163H39V160L38 161H36V159H39V157L38 158H36V150H32L31 151V149H35L37 146L39 147V144L42 142L41 140H44L43 141V143L42 144H44V143H48L49 141H50V144H51V142L53 141V139L51 140V138H53V135H54V133L55 132H57L56 130H55V132H53L54 131V129L55 128H53V126L51 125V121H50V119L52 120L53 118H50V117H52ZM95 117V119H94V117ZM99 116V115H98ZM148 116H149V118H148ZM153 116L155 117V118H153ZM174 116H176V117H174ZM205 116V117H204ZM207 116V117H206ZM218 116V117H217ZM100 117V116H99ZM124 117H126V118H124ZM139 119H138V118ZM151 117V118H150ZM161 117V118H160ZM212 117V118H213ZM222 117V118H221ZM248 117H250V118H248ZM48 118H49V120H48ZM59 118H60V120H59ZM62 118H64V120L62 119ZM123 118V119H122ZM135 118V119H134ZM146 118V119H145ZM6 119V120H5ZM37 119H39V121H37ZM61 119L63 120V121H61ZM74 119V120H73ZM106 119H108V121H105ZM123 121L122 123H120V122H117L118 120L119 121H121V120ZM126 119V120H125ZM129 119V120H128ZM135 121H134V120ZM142 121H141V120ZM175 119H176V121H175ZM227 119H230L231 120V122H229L228 124L230 125V123L232 124V125H235V126H233V127H235L236 128V124L237 125H241V127L240 128H236V129H233V127H232V125H230L231 127H232V129L234 130V131H232L231 129H230V127H229V125H228V127H227V125L225 126V125H223L224 126V128L226 129H222L223 128V126H222V123L224 124H227L226 122H228L227 121ZM253 119H254V121H253ZM54 120V119H53ZM67 120V121H66ZM131 120V121H130ZM138 120V121H137ZM140 120V121H139ZM145 120H146V122H145ZM149 120H150V122H149ZM177 120H179V121H177ZM221 120H219V121H221ZM55 121H53V122H55ZM60 121V122H59ZM83 121H89V123L87 122H83ZM95 121H98L99 123H100V125L102 124V129H101V126H99V128H98V122H96V124H97V126H94L95 125ZM127 121L129 122V123H127ZM209 121V122H208ZM258 121V122H257ZM43 122V123H42ZM52 122V123H53ZM59 122V123H58ZM62 122H63V124H62ZM71 122H72V124H71ZM106 122H108L109 123V125L111 124V127H109L108 125L106 126L105 125V123ZM114 122V123H113ZM124 122H125V124H124ZM132 122V123H131ZM238 122V123H237ZM56 123V122H55ZM62 125H61V124ZM107 123V124H108ZM118 123V124H117ZM120 123V124H119ZM127 123V124H126ZM147 123H149V124H147ZM151 123V124H150ZM174 123H177L178 124V126H177V124H176V127L177 128H175V124ZM235 123V124H234ZM260 123V124H259ZM262 123V124H261ZM54 124V123H53ZM125 125V126H123V125ZM134 124V125H133ZM139 124H141V125H139ZM206 124V123H205ZM59 125H61L60 127H59ZM128 125H130V126H128ZM145 125H147V126H145ZM181 125V126H180ZM48 128H50L51 126H52V128H53V131L51 130L50 131V129H52V128H50L49 130L48 129H46L47 127ZM74 126V127H73ZM106 127V129H107V127L109 128L107 131L104 129V127ZM131 126H133V127H131ZM182 128V130H183V128L185 129L184 131H182L181 129H179L180 127ZM208 126H210V128L208 127ZM257 126H256V128H257ZM258 126V127H259ZM45 127V128H44ZM119 127V128H118ZM124 128V130H123V128ZM130 127V128H129ZM214 127L216 128V129H214ZM218 127V128H217ZM264 127V126H263ZM44 128V129H43ZM94 128V129H93ZM111 128V129H110ZM129 128V129H128ZM148 128V129H147ZM190 128V127H189ZM256 128H254L255 129V131H253L254 133L255 132H257V131H259V130H262L263 128H262V126L261 127H259V128H257L258 130L256 131ZM41 129H43L44 131H41L40 133L42 134V136L43 137H41V136H39V132L38 131H40ZM74 129V130H73ZM87 129V130H86ZM95 129H98V132L95 130ZM100 129V130H99ZM143 129V130H142ZM179 129V130H178ZM197 129H200V131L198 130V131H196ZM243 129H241L240 131H242ZM48 132H47V131ZM112 132V133H110V131ZM120 130V131H119ZM126 130V131H125ZM177 130V131H176ZM180 130L183 132H181V134H182V136H184V140H183V137L182 136H180L181 134H180ZM187 130V131H186ZM233 132H231V131ZM245 130V129H244ZM100 131V132H99ZM105 131L107 132L106 134H105ZM186 131V132H185ZM229 131L231 132L230 134H229ZM239 131V132H240ZM37 132H38V136H37ZM42 132H44V133H42ZM47 132V133H46ZM49 132H53L52 134L51 133H49ZM63 132V133H62ZM120 132V133H119ZM122 132V133H121ZM176 132L178 133V135L176 134ZM207 132V131H206ZM219 132V131H218ZM248 132H250V130L248 131ZM252 132V131H251ZM262 132V133H261ZM109 133V135L111 136H109V135H107ZM188 133V134H187ZM253 133V134H254ZM259 133H261L262 134V136H261V134H259ZM264 132L263 131H260V132H257V133H255L254 135H255V137L257 136V134H259L260 136H258V137H263L264 136V134H263ZM37 137H41V140L39 141V139L37 138L36 139V136ZM47 134H49L48 136H46ZM50 134H51V136H50ZM120 134V135H119ZM184 134V135H183ZM187 134V135H186ZM208 134V133H207ZM33 135L35 136V138L33 137ZM103 135V136H102ZM44 136H46V137H44ZM91 136V137H90ZM116 136V137H115ZM193 136V137H192ZM51 137V138H50ZM59 137V138H60ZM75 137H77V138H75ZM109 137V138H108ZM176 137H178V138H176ZM222 137V138H221ZM237 138H239L238 136H236ZM253 137V136H252ZM255 137H253L252 139L254 140H257ZM257 137V138H258ZM49 138H50V140H49ZM108 140H107V139ZM113 138V139H112ZM180 138H182L181 140H179L178 141V139H180ZM223 138H225L224 140H223ZM236 138V139H237ZM241 138V137H240ZM251 138V137H250ZM69 139V140H68ZM71 139L72 140H75V141H71ZM79 139V140H78ZM175 139L177 140V141H175ZM217 139V138H216ZM222 139V140H221ZM229 140L230 142V145L229 144H227L228 143V141L227 140ZM262 140V142H263V144H264V139L263 138H259L258 140ZM38 140V141H37ZM49 140V141H48ZM59 140V139H58ZM60 140H59V142H60ZM226 140V141H225ZM238 140V139H237ZM242 140V139H241ZM246 140V139H245ZM245 140H243V141H245ZM254 140V141H255ZM257 140V141H258ZM261 140H260V142H261ZM79 141V142H78ZM100 141V142H99ZM104 141V142H103ZM198 141H200V143L201 142H205V144H206V141H207V145H204L205 146V150H210L211 148H212V151L210 150V151H207V152H205V154H200V152H203L204 153V149H203V147L202 146H200L199 144V142ZM220 141H222V142H220ZM243 141H240L239 140V142H240V144L241 143H245V145H247L248 144V146H249V144L251 143V141H249L248 142V140H247V143H246V141L245 142H243ZM254 141H252V142H254ZM257 141H255V142H257ZM31 142V143H30ZM54 142V141H53ZM52 142V143H53ZM74 142H75V144H74ZM98 142V143H97ZM102 142V143H101ZM110 142V143H109ZM143 142V143H142ZM177 142V143H176ZM198 142V143H197ZM209 142H211V144H209ZM259 142V141H258ZM259 142V143H260ZM29 143V144H28ZM186 143V142H185ZM195 143V144H194ZM259 143H257V144H259ZM3 144V145H2ZM19 147H16V145ZM29 145L28 147L30 148H28L27 146H24V145ZM30 144H31V146H33V148L32 147H30ZM41 144V145H42ZM50 144H48L49 146H50ZM93 144V145H92ZM95 144V145H94ZM97 144H99V145H97ZM179 145V146H176V145ZM254 144V143H253ZM252 144V145H253ZM6 145H8V146H6ZM12 146V147H10V146ZM15 145V146H14ZM21 145H23L24 147H25V149H23L22 148V146ZM34 145H36V147L34 146ZM96 145H97V149H96ZM167 145V146H166ZM175 145V147H173ZM224 145H226V146H224ZM252 145H250L249 147L248 146H246V147H248L249 149H252V150H248V148H243L244 147V144L242 145H240V146H238L239 148H240V150L238 149V147H237V150H238V152H239V154L240 153H246V154H249V153H251V154H249V155H244V156H250V157H248V158H250V160H247V162H251V164H253V168L255 169V170H253L252 168H250L251 166H249L248 167V169H252L253 170V173L255 172V175H256V177H255V175L254 174H251L250 175V172L252 171V170H250L249 172H247L246 173V171H247V167L246 166H248V164L249 163H246V159H248L247 157H244V159H241V158H243L242 156H241V154L240 155H236V153H237V151H235V150H233V151H235V153L233 154L232 152L233 151H230L231 152V154H230V156L228 155L227 156V152L229 153V150L226 152V151H223V152H225V153H222V152H219L220 154H218V156L220 155L221 157H222V163H221V160L220 159H218V158H220V157H218L217 159H215L214 157L212 158L211 156V158L210 157H208L207 155V157L206 156H202L203 158L205 157V158H207V159H204V160H202V157L200 158V161L202 162V161H207L208 160V162H203V164L204 165H206L207 163H209V165L207 164L206 166H204L203 168V170H205V167L207 168V169H209L208 167H210V165H211V167H212V164H210V160L212 159H215L214 161H212V162H217L216 160H219L220 161V163H219V161H218V163L216 164V163H214L213 165H214V167L216 168V166H218V164H220L219 165V167H217V168H219V171L218 172H221V173H217V170H215L214 169V167L213 168H211V169H213V170H211V169H209V170H207V171H214V173L213 172H211V174L212 175H210V176H212V177H215V176H217V177H215L214 178V180L216 181V178H217V180L219 181L220 180V182L222 181V179H224V172L226 173L227 171L229 172H227L228 173V175H237V177L236 176H228V178H230V177H232L231 179H224V180H230V183L228 182V184H231V180H232V184L231 185H233V183H234V180L235 181H237L236 179H233V178H237V179H239V177H240V179H239V181H241V180H246V178H245V176L247 177V179H248V177L249 178H251V179H248L247 181H241V182H236L237 184H239V185H241L242 183H246L247 184V182L249 183H252V185H250V183L249 184H247V187H246V184H244L245 185V188L244 189H246V193H248L247 191H250L249 192V194H252V192H257V191H259L258 189H260V188H257L258 186L260 187V185H261V189L260 190H263L262 192L260 191L259 193L257 192L256 193V195H251V196H249L248 197V195L249 194H246L245 192H243L244 190L243 189H241V188H239V187H241V186H239V187H236V188H234L233 186H230V187H232V188H234V189H236V190H238L239 192H237V194L238 193H240L239 195H238V197L239 196H242L241 198L243 199V197L244 196H246L243 200H246V203L247 202H251V200L249 201L248 199H251L253 196H256V197H253V198H255L254 200H252V203H250V205H249V203H247V206L248 207H244L243 206V204H245V206H246V203H245V201H239V202H242V204H241V206L243 207V212L245 213V211L246 212H248L247 210H249V215H248V213H245L248 217L250 216L251 217V219L254 217V215L256 216V219H254L255 221L253 222L254 224V227H255V224H256V227H259V225H260V223H258V222H262L263 223V219H261L262 217H264V208L263 207H261L260 206V202L259 201H257L258 199L257 198H264V187H262V183L264 182V181H261L262 180V178L264 179V174H262V173H259L260 174V176H258V174H257V171L258 172H263L264 170H262L263 169V166H264V158L262 159V157L264 156V152L262 153L261 151H263L262 150V148L264 149V146H262V144L260 145H257L258 147H262L259 151L260 152H258V155H262L263 154V156H258L257 155V157H256V159L255 160H258V161H255V162H253V160L251 161V159L253 158L254 159V155H255V153L257 152V148L258 147H255L254 145H253V147H252ZM2 146H4V147H2ZM101 146V147H100ZM200 146V147H199ZM208 146V147H207ZM209 146H211V147H209ZM219 146V147H220ZM224 146V147H223ZM241 146H243L242 148H241ZM6 147V148H5ZM10 147V148H9ZM35 147V148H34ZM37 147V148H38ZM64 149H63V148ZM93 147V149H91ZM95 147V148H94ZM169 147H172L171 149H169ZM177 147V149H173V148H176ZM209 148V149H207V148ZM228 147V148H227ZM252 147V148H251ZM254 147L256 148L255 150H256V152H254V155L252 154V152L251 151H254ZM3 148V149H2ZM11 148H12V150H11ZM21 148V150H19L18 151V154H17V149H20ZM28 148V149H27ZM36 148V149H37ZM179 148V149H178ZM16 150V152H15V150ZM22 149H23V151H22ZM203 149V150H202ZM234 149H236V148H234ZM242 149H246V152H243V150ZM14 150V151H13ZM25 150V151H24ZM27 150H30V151H27ZM83 150V151H82ZM162 150V151H161ZM249 152H248V151ZM20 151H22V152H24V153H26V156L28 155H30L31 156V153L33 152H35V155L34 154H32V155H34L35 156V159L33 158V156H31L32 157V159H27L28 158V156L25 158V156H21V152ZM178 151V152H177ZM218 151L219 150H217V153H218ZM222 151V150H221ZM11 152V153H10ZM13 152V153H12ZM15 152V153H14ZM30 152V153H29ZM212 152V153H211ZM248 152V153H247ZM21 153V154H20ZM23 153V154H24ZM80 153V154H79ZM160 153H161V155H160ZM0 154V155H1ZM11 154H13V155H11ZM17 154V156H15V157H19L18 155H20V160H19V163L17 162V163H15L14 162V159H15V161H18V160H16L17 158H15L14 157V155H16ZM22 154V155H23ZM77 154H79L77 157H76V155ZM90 154V156H88ZM216 154V155H215ZM224 154H226V156L228 157V158H231V159H227V160H229V161H225V162H227V164H229L230 165V163L233 161L232 160V157L235 155L236 157L235 158H237V156H241V157H238V158H240V160H242L241 162H240V165L238 166V169H240V170H242L241 172H240V170H239V175L240 176H238V172L237 171H235L236 169H237V165H235V163L237 164V162L239 163V161H237V162H235V160H234V164L233 163H231V166L229 167V165H224V164H226L225 162H224V159H223V156L222 155H224ZM233 154V155H232ZM13 156V161L11 160V159H9L11 156ZM25 155V154H24ZM62 156H63V153L61 154ZM69 155V156H68ZM75 155V156H74ZM253 155V156H252ZM29 156V157H30ZM72 156H74V157H76V158H74L73 159V157ZM180 156V155H179ZM199 156V157H200ZM225 155H224V158L226 157ZM22 157H24V158H22ZM198 157V158H199ZM258 157H260V158H258ZM12 158V157H11ZM18 158V159H19ZM66 158V159H65ZM88 158V159H87ZM210 158V159H209ZM234 158V157H233ZM234 158V159H235ZM23 159H24V161H23ZM60 159H61V156H60ZM84 159V160H83ZM180 160V161H178L179 163L181 162V164L186 168H184L183 166V168L185 169V170H183L182 171V167H181V164H179L178 163V166H180L179 168L177 167V160ZM226 159V158H225ZM236 159V160H237ZM262 159V160H261ZM9 160H11L12 162H14V163H12L11 164V161H9ZM21 160L23 161V162H21ZM29 160V161H28ZM32 160H33V162H32ZM35 160V161H34ZM43 160V161H42ZM87 160V161H86ZM28 161V162H27ZM58 162V164L59 165H57L56 163ZM75 161V162H74ZM86 163H85V162ZM162 161H163V163H162ZM168 161V162H167ZM200 161H199V159H198V162H199V164L202 166L203 164L202 163H200ZM31 162V163H30ZM39 163V165H37L36 163ZM41 162H43V163H41ZM45 162H47V164L45 163ZM51 162H53V165H52V163ZM56 162V163H55ZM60 162H62V166L64 165V164H66V166L64 165L63 167L61 166V163ZM224 162V163H223ZM229 162V163H228ZM242 162H245L246 163V165H244L243 166V164H245V163H242ZM257 162H258V165H257ZM262 162V163H261ZM22 163V164H21ZM25 163V164H24ZM28 163V164H27ZM29 163L32 165L33 163V168L34 167H36V165L39 167V168H41V170H40V172H42L43 170L42 169H44L45 170V166H46V169H47V167L48 166H50V165H52V166H54V165H56L57 167H58V169H59V167H61L60 168V170H58L57 169V167H52V166H50V167H48V171L46 172V170H45V177H44V175H43V173L44 172H42V175H41V177H43V178H45V179H43V178H41L40 177V175H35V173H33V170H30L31 172V175H30V173H29V169H31L32 168V166L30 165L29 166V168H28V170H26V168L28 167V165H29ZM44 163H45V165H44ZM259 163H261V165H262V169L259 167V166H261V165H259ZM40 164H43L44 165V167H43V165H41L42 167H40ZM50 164V165H49ZM141 165L140 167H137V170H139V172H140V169H141V176H140V178L138 179V183H137V185L136 184H132L131 185V183H130V181H128L129 179H130V177L132 176L131 175V167H134V165ZM223 164V166L225 167V169L224 170H220V167H222L221 165ZM250 164V165H251ZM256 164V165H255ZM9 165L7 166V167H9ZM35 165V166H34ZM48 165V166H47ZM233 165V166H232ZM3 166V167H2ZM22 166V167H21ZM70 166H72V167H70ZM170 166V167H169ZM226 166H227V168H228V170H226ZM257 166V167H256ZM67 167L69 170L71 169V171H75V172H77V173H73V172H69V170H68V172L66 171L67 169H65V168ZM74 167V168H73ZM171 168V169H173V168H177V169H173L174 170V172H173V170H172V172L171 171H169V172H171V173H168L167 174V172H168V170H167V168ZM223 167V168H224ZM233 168V171L231 170L230 171V169H232ZM11 168H12V170H11ZM19 168V169H18ZM32 168V169H33ZM77 168V169H76ZM130 168V169H129ZM136 168V167H135ZM140 168V169H139ZM168 168V169H169ZM222 168V169H223ZM230 168V169H229ZM236 168V169H235ZM257 168H260L259 170H257ZM1 169H0V173H1ZM20 169H22L21 171H20ZM55 170L56 171V169L59 171V172H57V173H60V172H62V174L60 173V175L58 174L57 175V177H59V179H60V177L63 179V180H61L60 179V181H61V183L60 184H56V183H50L49 182V178H50V181L51 182H55V180H59V179H57L55 176L56 175H54V178H56V179H54L53 180V173H55V171L52 173V171L51 170ZM73 169V170H72ZM81 169V170H80ZM129 169V170H128ZM134 169V168H133ZM178 169H180L182 172H180ZM235 169V170H234ZM237 169V170H238ZM245 169H246V171H245ZM62 170V171H61ZM77 170V171H76ZM80 170V171H79ZM136 170V169H135ZM136 170V171H137ZM170 170V169H169ZM178 170V171H177ZM226 170V171H225ZM261 170V171H260ZM63 171L66 173V174H63ZM130 172V175L131 176H129L128 177V175H126V172H127V174ZM207 171H205V172H207ZM4 171H2V173H1V175L0 176H2V174L4 175V173H3ZM21 172V173H20ZM27 172V173H26ZM40 172H39V174H40ZM119 172H122V174L123 175H125L124 177L126 178V177H128L129 179L128 180H126L128 183H126L125 182V180L123 179V175H119L118 173ZM138 172V171H137ZM190 172V171H189ZM192 172V171H191ZM191 172H190V174H191ZM204 172V176L206 175V174H208V176H209V173L210 172H207V173H205ZM216 172V173H215ZM231 172L233 173V174H231ZM235 172H237V173H235ZM244 172V173H243ZM6 173H8V174H6ZM16 173V174H15ZM26 173V174H25ZM29 173V174H28ZM33 173V174H32ZM47 173H51L49 176H47ZM57 173H55V174H57ZM67 173H68V175H67ZM70 173H73V174H71L70 175ZM176 173V174H175ZM187 173H188V171H187ZM223 173V176L220 178L219 177V175L221 176V174ZM226 173V174H227ZM245 173L247 174V175H245ZM252 173V172H251ZM264 173V172H263ZM75 174V175H74ZM97 174H100L101 176L99 177L100 178V180H99V182H96V183H94L93 182V178H95V175H97ZM164 174V175H163ZM183 174V175H184ZM189 173H188V175L190 176V177H192V179L191 178H189L188 176H187V178H186V175H184L185 177H183L182 175H180L181 177H183V180H182V178H180V180H181V182L182 181H184V182H186V181H188L189 182V180L192 182H189V184L187 185V187L185 188V184L186 183H184V185H182L183 184V182L181 183H179V181L180 180H178V182L177 183H179V184H175V189H178L179 187H177V186H183L184 188H179L180 190H182V189H184L183 191H176L175 190V193H176V196L174 195V189L172 188V187H170V185H172V179H170V180H172L171 181V183L169 184V187H170V190L171 191H173L172 192V194H171V196L173 195L174 197H177L178 198V195L180 194V193H182V192H184L185 191V189H188L187 191H185V192H188L189 190H190V192L189 193H191L192 191H191V189H189L191 186H193L194 184H198L197 186L195 185V186H193V188H192V190L194 191V192H192V193H196V191H195V189L196 190H198L197 191V195H200V194H202L203 192H199L200 190L201 191H203L202 190V186H203V188H206V189H204L205 191H207L208 190V188H210V187H208V186H210L209 184H210V182H211V180H213V179H211L210 177H207V178H209V180H208V182H209V184L207 183V181L205 182V183H207V184H205L206 186L204 187V183H202V182H204L203 180H205V179H202L200 176L198 177V175L196 176L194 173H192L191 175H190ZM215 174V175H214ZM225 174V176H226V178H227V175ZM8 175H9V177H8ZM19 175V176H18ZM22 175H25V176H22ZM64 175H65V177H64ZM116 175H119V176H121V178L123 179V180H118V179H121V178H119L118 176V179L116 180V178H114L115 180H113L112 178L113 177H115ZM179 175V174H178ZM241 175H242V177H241ZM249 175V176H248ZM253 175V176H252ZM262 175H263V177H262ZM27 176V177H26ZM50 176H52V177H50ZM171 176L170 177H168V178H171ZM252 176V177H251ZM21 177V178H20ZM166 177V178H165ZM178 178L177 179H179V176H177ZM194 177V178H193ZM197 177H198V179H197ZM206 177V176H205ZM260 177H262V178H260ZM20 178V179H19ZM132 178V177H131ZM186 178V179H185ZM189 178V179H188ZM199 178H201V179H199ZM242 178V179H241ZM256 180L257 181V178H258V180H260V183L259 182H255L254 183V180ZM8 179H10V180H8ZM43 179V180H42ZM48 179V180H47ZM78 179H82V182H78L79 180ZM84 179H85V181H84ZM91 179H93L92 181H91ZM95 179H97V178H95ZM188 179V180H187ZM8 180V181H7ZM12 180V182L10 183V181ZM20 180V181H19ZM22 180V181H21ZM74 180V181H73ZM78 180V181H77ZM108 180V181H107ZM131 180V179H130ZM169 180V179H168ZM176 180V179H175ZM175 180H174V182H175ZM186 180V181H185ZM195 181V182H193V181ZM197 180H199V181H197ZM201 180H202V182H201ZM212 181V182H215V181ZM250 180V181H249ZM45 181H48L50 184H48V182L45 184L44 182ZM59 181V182H60ZM75 181H77V182H75ZM113 181V182H112ZM132 181V180H131ZM177 181V180H176ZM197 181V182H196ZM218 181H216V185L215 184H213L212 182H211V187H214V188H217L218 190L222 187V186H224V185H226V182L227 181H223V182H221V184L218 182ZM252 181V182H251ZM8 182H9V185L11 184V186H9L8 185ZM19 182H20V184H19ZM23 182L25 183V184H23ZM56 182H58V181H56ZM70 182V183H69ZM76 184H75V183ZM123 182V183H122ZM7 183V184H6ZM27 183V184H26ZM30 183V184H29ZM43 183L46 185H44L43 186ZM70 184V186L68 187L67 186V188H69V193H70V196H69V198L64 202V204L61 206L62 208L60 209V211H57V210H55L56 208H52V207H54L55 206V204H56V202L58 201L57 199V197L55 198V196H58L59 197V199H60V197H61V195H62V193L61 192H64V189L66 188V185H69ZM191 183V184H190ZM217 183H219L220 185H221V187H220V185H218L220 188H218L217 187ZM222 183H223V185H222ZM236 183H234V184H236ZM47 184L50 186L51 184H53V186L56 188V191H53V188L54 187H52L51 188V186L49 187L48 186V188H49V190L48 191H50V193H51V190L53 191V192H55L56 193V195H53V194H55V193H51L50 195L48 194L49 192H45L44 194L46 195V197H47V195H49V196H51V195H53L52 197H49L48 196V198L50 199V201H49V199L47 200L48 202L46 203V204H44L45 203V201H46V197L45 198H42V200L44 201H42V200H39L40 198H41V196L42 195H44L42 192H44V191H38L37 192V190H36V187L38 188L39 186L38 185H40V187L38 188L39 190H43V188H41V185H42V187H44V189L46 190V188H47ZM97 184V185H96ZM227 184V185H228ZM253 184H255V188H254V185ZM257 184H258V186H257ZM260 184V185H259ZM264 184V183H263ZM7 185H8V187H7ZM26 185V186H25ZM32 185H34V186H32ZM36 185V186H35ZM133 185H136L135 187H136V193L134 194V190L132 189L134 186ZM173 185H174V183H173ZM172 185V186H173ZM191 185V186H190ZM213 185H215V186H213ZM248 185H250V187H252V188H254V191L252 190V188H250V187H248ZM20 186V187H19ZM58 188H60V186H61V189H60V191H58L57 190V187ZM74 186V187H73ZM201 186V187H200ZM229 186V185H228ZM9 187H10V189H9ZM46 187V188H45ZM168 187V188H169ZM177 187V188H176ZM9 190L10 191V195L8 194L9 193V191L7 192V190ZM11 188H13V190L11 189ZM19 188V189H18ZM24 188V189H23ZM41 188V189H40ZM54 188V189H55ZM66 188V189H67ZM172 188V189H171ZM242 188H243V185H242ZM250 188V189H249ZM23 191H22V190ZM36 191H35V190ZM51 189V190H50ZM65 189V190H66ZM71 189H72V191H71ZM117 189H118V191L120 190V189H122L123 191H117ZM217 189H215V190H217ZM6 190V191H5ZM35 192H34V191ZM62 190V191H61ZM211 192H209V193H207L206 192V194L205 193H203V194H205V195H207V196H210V195H208V194H212L211 196H213V195H215L216 193H215V190L214 189H209ZM214 192H213V191ZM218 190L216 191V192H218ZM4 191H5V195H4ZM13 193H12V192ZM58 191V192H57ZM132 191H133V193H132ZM41 192V193H40ZM115 192H118V193H115ZM177 192H179L178 194H177ZM27 195H26V194ZM30 193V194H29ZM36 193V194H35ZM47 193V194H46ZM57 193H59V194H57ZM119 193H121V194H129V193H131L130 195L132 196V195H137V196H140L141 195V199H140V201H135V200H133V201H131V202H129V204L126 206V207H130L131 209H132V211H131V216L129 217V216H127L128 215V213H129V211H128V209H126L125 208V210H120V206H121V208H123L124 209V205L122 206V204L121 203H124V202H122L121 200V198L120 197H118L117 195H119ZM189 193H187V195H186V193H183V195H179V197H180V199H183L184 197H185V199H183V200H187V199H189V201H194V203L197 201V200H193V198H187L186 196H188L189 195ZM199 193V194H198ZM214 193V194H213ZM241 193H244V194H242L241 195ZM12 194V195H11ZM34 194V195H33ZM40 194H42L41 196H39ZM61 194V195H60ZM86 194V195H85ZM114 194H116V195H114ZM195 194V199H197L196 198V195ZM246 194V195H245ZM13 195H14V198L12 199V198H10V196L11 197H13ZM25 195V196H24ZM191 195H194V194H191ZM205 195L203 196V195H201V196H203V197H205ZM19 197V196H21V197H19V199H18V204H17V200H16V198L17 197ZM184 196V197H183ZM206 196V197H207ZM236 196V195H235ZM5 197H6V199H5ZM27 197V198H26ZM43 197V196H42ZM85 198V200H84V198ZM113 197V198H112ZM119 198L120 200H117V198ZM181 197H183V198H181ZM190 197V196H189ZM192 197V196H191ZM198 197V196H197ZM247 197H248V199H247ZM251 197V198H250ZM20 198H22V200H21V202L19 201L20 200ZM83 198V199H82ZM87 198H88V200H87ZM241 198H239V199H241ZM3 199V200H2ZM15 200L12 204H11V202H12V200ZM54 199V200H53ZM55 199L57 200V201H55ZM109 199L111 200V199H113L112 201H109ZM115 199H116V201H115ZM155 200V202L157 203V206H156V209L153 211V212H150V211H148V207H149V205H150V203H151V201L152 200ZM200 199H203V198H200V196H199V198H198V201L200 200ZM238 199V200H239ZM11 200V201H10ZM82 200H84L85 201V203L84 202H82L81 203V201ZM124 200V199H123ZM35 201H37V203H38V201H39V203H40V201H42L41 203H43L44 204V206H46V207H44L43 206V204H41L43 207H44V209H43V207L42 206H40V204H37V203H35V205H33V206H35V208H36V210L34 209V207L32 208L30 205L33 203V202H35ZM110 203H109V202ZM197 201V202H198ZM261 201H262V199H261ZM115 202L117 203V204H115ZM119 202H121V203H119ZM258 202V203H257ZM15 203V204H14ZM49 203V204H48ZM53 203V204H52ZM112 203V205L110 206V205H108V204H111ZM114 203V204H113ZM17 204V205H16ZM30 204V205H29ZM48 204V205H47ZM29 205V206H28ZM117 205V206H116ZM18 206H20V207H18ZM28 206V207H27ZM165 206V207H164ZM263 206H264V204H263ZM18 209H17V208ZM29 207H31V212H29L30 214H32L31 216L28 214V215H26V217L27 216H29L28 218H24V216H25V214L23 215V213L25 212V210L28 208V210H26V212L25 213H28L27 211H30L29 210ZM40 208V209H43L42 211H39L37 208ZM104 207H107V208H104ZM110 207V208H109ZM111 207H114V208H111ZM134 207V208H133ZM241 207V208H242ZM262 208V210L263 211H260L261 210V208ZM8 208V209H7ZM53 209V211L55 212L54 213V215L51 213V210ZM260 208V209H259ZM17 209V210H16ZM23 210V213H22V210ZM244 209H245V211H244ZM5 210H7L6 212H4ZM13 210V209H12ZM33 210H35L34 212H33ZM37 210L39 211V212H37ZM119 210L120 211H124L123 212V214H122V212L120 213L119 212ZM46 213H45V212ZM49 211V212H48ZM52 211V212H53ZM125 211H127L128 213H127V215H125L124 213H125ZM118 212L121 214V215H123V217H122V219H118L117 217H118ZM263 213L262 215H261V217H259L260 215H259V213ZM38 213H41V215L40 214H38ZM255 213H257V214H255ZM23 215V217H22V215ZM38 214V215H37ZM52 214V215H51ZM125 215V216H124ZM259 215V216H258ZM120 216V215H119ZM258 216V217H257ZM20 217H22V218H24V220H19V219H21ZM261 219V220H258V219ZM258 220V221H257ZM112 221V222H111ZM257 221V222H256ZM256 222V223H255ZM12 224V225H11ZM258 224V225H257ZM263 225V224H262ZM175 226L177 227L178 225L177 224H175ZM175 226L173 227L174 228V231H181L182 230V228L183 227H177V228H175ZM253 227V233L254 234H257V235H255L256 237H257V239H258V243H255L256 245H258L260 248H261V246H262V248H261V250H260V253L258 254V255H256L257 256V259L259 260V262H257V264H264V231H263V226H262V228H260L259 227V229L258 230H260V232L257 230V229H255ZM6 228V229H5ZM177 229H179V230H177ZM257 230V231H256ZM262 230V231H261ZM255 232H257V233H255ZM259 232V233H258ZM254 236V237H255ZM168 239V240H167ZM178 239H180V241L178 240ZM199 239V238H198ZM201 239H203V240H201ZM201 239H199V242H202L203 243V241L205 240L204 238H201ZM207 239V241H204L205 243L204 244H206V242L207 243H209V242H211V243H213V239H209V238H206ZM256 239V238H255ZM256 239V240H257ZM173 240V241H172ZM176 242H175V241ZM201 240V241H200ZM168 241V242H167ZM172 241V242H171ZM181 242V244L179 243V242ZM209 241V242H208ZM171 245H170V244ZM210 243V244H211ZM169 244V245H168ZM185 244H187V245H185ZM200 244V243H199ZM204 244H202L201 245V247L200 248H198L197 246L196 247H194V245H192V249L191 250H193L194 248H198L197 249V253L195 252V250L196 249H194L193 251H192V253L190 254V257H194L196 254H198V256H196L197 258H198V260H200V262L202 263H204V264H213V262H215L214 264H221L220 262H218L217 263V261H219L218 260V256H219V258H221L220 257V253L219 252H221V251H219V250H223L224 252L227 250V251H230L233 255H236V256H233L230 252H229V254H231L233 257L232 258H235V259H237L238 260V258H240V256H241V259H239L238 260V262H237V260H235V259H233L234 260V262L232 261V264H235L236 262H237V264H244V262H245V264H248L249 262H250V260H249V256H248V252H249V254H252L251 252H252V249H248V250H245V249H243L242 247H240L239 248V246L237 247L236 245V247H233L232 245L233 244H231V243H227V244H223V245H221V246H219L220 244H218V248H215L216 250H214V248L211 250V248H209V246H208V244H206V246H208V247H206V246H204L203 247V245ZM230 244H231V246H230ZM167 245L171 248V249H169L168 247H167ZM179 245V246H178ZM189 245V246H188ZM226 245V246H225ZM172 246V247H171ZM228 246V247H227ZM182 249H180V248ZM207 249H206V248ZM173 248V249H172ZM204 248L206 249V251L204 250ZM203 249V250H202ZM225 249V250H224ZM233 249H235V250H233ZM263 249V250H262ZM167 250L170 252V251H173V252H171V253H167ZM212 251H214V253H210V254H212V255H210L208 252H212ZM226 251V252H227ZM218 253V254H217ZM221 253H223V252H221ZM240 253V254H239ZM208 254L210 255V259H212L215 255V257H214V259H212V261H209L210 259L209 258H207L208 257ZM205 255V256H204ZM214 255V256H213ZM170 258H168V257ZM173 256H175V258L173 257ZM213 256V257H212ZM239 256V257H238ZM246 256H247V258H246ZM173 257V258H172ZM206 257V258H205ZM212 257V258H211ZM172 258V259H171ZM203 258L205 259V262L204 261H202L203 260ZM217 258V259H216ZM169 259V262L167 261ZM174 259V260H173ZM176 259H177V261H176ZM206 259L208 260V261H206ZM247 259V260H246ZM171 260V261H170ZM221 260V259H220ZM115 261V262H114ZM236 261V262H235ZM246 261H249V262H247L246 263ZM257 261V260H256ZM168 262V263H167ZM175 262V263H174ZM251 263V262H250ZM249 263V264H250ZM254 264V263H253Z\"/></svg>",
	"mask_w": 264,
	"mask_h": 264
},
{
	"label": "bare ground",
	"instance_id": "2",
	"mask_svg": "<svg viewBox=\"0 0 264 264\" xmlns=\"http://www.w3.org/2000/svg\"><path fill=\"white\" fill-rule=\"evenodd\" d=\"M8 1H9V0H8ZM19 1H20V0H19ZM24 1H26V0H24ZM30 1H31V0H30ZM34 1H36V0H34ZM66 1H68V2H67L68 5H66V4L64 5V3H66ZM66 1L64 2V0H53V1L51 0V2H50V0H40V5H39V6L42 7V8H44L45 11H46V13H44V15H43V16H46V17H43V19H44V18H47V19H48L47 21L51 22V20H52V21L54 22L55 20L52 19V18H54V16L57 17V16H60V14H61V16H62L63 14H64V15L66 14V16H67L68 11L66 10L67 8L65 9V6H68V7H69V2H71V1H70V0H66ZM86 1H87V0H86ZM88 1H89V0H88ZM95 1H96V0H95ZM137 1H138V0H137ZM154 1H155V0H154ZM169 1H170V0H169ZM171 1H172V0H171ZM171 1H170V2H167V3L169 4V6H170V3H174L176 0H175V1L173 0L172 2H171ZM180 1H183V0H180ZM186 1L189 3L188 0H185V2H186ZM191 1H193V0H191ZM195 1H196V0H195ZM203 1H204V2H203ZM211 1H213V0H211ZM244 1L246 2V0H244ZM258 1H259V3H260V0H258ZM258 1L256 0V2H258ZM4 2H5V1H4ZM37 2H38V1H37ZM73 2H74V3H73ZM73 2H71V3H73V4H72V7H69L70 10H71L73 7H76V6H77V9L74 8V9H72V11L74 12L75 10H80V8H81V6H80V2H79L78 0H77V1L75 0V1H73ZM130 2H131V1H130ZM158 2L160 3L159 0H158ZM200 2H203L204 4H203V3H198V1L196 2L197 4H196V3H191V2H190V3L193 4V5L195 4L194 6H197L198 4H199V6H200L201 4H203L204 6L207 7L206 9H208V5H210V4H212V6H213V5L216 6V4L219 5V2H221L220 5H221L223 8H225L227 5H231V6H229V7H232L233 4H237V5H238V3H243V4H245V2H242V0H215V1H213V3H211L210 1H207V0H206V1H205V0H201ZM205 2H208L207 5H205ZM217 2H218V3H217ZM249 2H251V1H249ZM254 2H255V1H254ZM254 2H253V3H254ZM9 3H11V2H9ZM9 3H6V4L8 5ZM78 3H79V6H78ZM175 3H176V2H175ZM180 3H181V2H179L178 4H180ZM183 3H184V1L181 3V5H183L182 8H181L177 3H176V5L174 4L176 7H177V6L179 7V9H178V7H177V10H178V11H174V10H173L174 7H173V9H171L172 6H170V7H171V8H170L171 11L173 10L172 12H175V14H177L176 12H178V14H177L178 17H177L176 15H174V13H172V15H174L173 17H175V19H176V17H177V19H176L177 21H178L179 19H181V18L183 19V20H182V19H181V20L184 21V18L186 17L187 20H185V21L182 23V24H184V25L182 26V24L180 23L182 29H183V27L185 28V26L187 25V23H189L191 20H193V17H194L195 20H196V19H200V17L197 18V16H198L197 14H196V15H197L196 17H195V15H194V16L191 15L192 17H190V16H189V15H190L189 13H193V12L195 11L194 9H196V12L199 14V16H201L202 14L204 15V13H201V15H200V13H199V12H200V9L205 10V9H203V8H205V7H204L203 5H201L203 8H199V9L197 10V8L195 7V8H193V12H192V11H191V10H192L191 7H192L193 5H191V4H186V5H185V4H183ZM214 3H216V4H214ZM253 3H252V4H253ZM6 4H5V5H6ZM12 4H13V3H12ZM37 4H38V3H37ZM83 4H84V5H83ZM83 4H82V7H83V10H84V11L82 10V12H85V11H86V12H87V11L90 12L89 10H90V8L92 7L91 4L88 5L89 7L91 6L90 8H89L88 6H86V5H87V2H86V5H85V3H83ZM96 4H97V3H96ZM98 4H99V3H98ZM100 4H101V3H100ZM109 4H110V2H109ZM111 4H112V3H111ZM113 4H114V3H113ZM126 4H127V3H126ZM126 4H125V5H126ZM134 4H135V3H134ZM223 4H224V5H223ZM252 4H251V6H252ZM254 4H255V3H254ZM9 5H10V4H9ZM106 5H107V4H106ZM172 5H173V4H172ZM174 5H173V6H174ZM189 5H191V7H190ZM220 5L217 6V7H221ZM237 5H233V6H237ZM246 5H247V4H246ZM3 6H4V3L0 0V14H1V15H2V14H5V15H6L5 17H1V18H4V19H3V20H4L3 22H6V23H7V22H13L14 19H12L11 14L7 13V11H9L8 9H11V8H8V9H7V8H3ZM84 6H85V7H84ZM99 6H101V5H99ZM169 6H168V8H169ZM187 6H188V7H187ZM194 6H193V7H194ZM212 6H209V7H211L210 9H213L214 6H213V7H212ZM249 6H250V5H249ZM8 7H10V6H8ZM78 7H80V8H78ZM87 7L89 8V10H88ZM96 7H97V6H96ZM114 7H115V6H114ZM129 7H130V5H129ZM142 7H143V2H142L141 0H139V1H138V7L136 6V8H137L138 10H140ZM176 7H175V10H176ZM189 7H190V8H189ZM217 7H216V8H217ZM229 7H228V8H229ZM237 7H238V6H237ZM244 7H245V6H244ZM244 7H239V8H237V9L235 10V11H238L237 13H239V14H240V17H242V18L239 20V22H240V23H241V22H244V26L242 25V26H243V27H242V30H241V29L239 28V26H238V28H239L240 30H237V31L234 32V33L236 34V33H238V31H239V32L241 31L240 33L242 34V32H245V33L242 34V36L246 37V34H247V33H250L252 27H255V24H253V23H254V22L257 23V21L259 20V19H257V18H260V19H261V20L258 21V23H260L261 21L264 22V11L259 10V11H255V12H249L248 9H245ZM69 8H68V9H69ZM84 8H87V10H85ZM102 8H103V7H102ZM120 8H121V7H120ZM133 8H134V7H133ZM226 8H227V7H226ZM235 8H236V7H235ZM250 8H251V7H250ZM103 9H104V8H103ZM106 9H107V8H106ZM137 9H136V11H137ZM170 9H167V10H170ZM188 9H189V10H188ZM214 9H215V7H214ZM34 10H35V9H34ZM123 10H124V9H123ZM134 10H135V9H134ZM134 10H133V11H134ZM141 10H142V9H141ZM208 10H209V9H208ZM217 10H218V9H217ZM221 10L224 11V9H221ZM226 10H227V9H226ZM233 10H234V9H233ZM41 11L45 12L43 9L40 10V12H41ZM211 11H212V10H211ZM219 11H220V10H219ZM235 11H234V15L237 14V13H235ZM261 11H262V12H261ZM37 12H38V11H37ZM37 12H36V16H38V15H37ZM69 12H70V11H69ZM79 12H80V11H79ZM121 12H122V11H120V13H121ZM124 12H126V10H125ZM168 12H169V11H167V13H168ZM220 12H221V11H220ZM224 12H225V11H224ZM231 12H232V11H231ZM76 13H77V12H76ZM94 13H95V12H94ZM137 13L140 14L139 11H138ZM169 13H171V12H169ZM229 13H230V12H229ZM38 14H39V13H38ZM42 14H43V13H42ZM70 14H71V13H68V16H67V17L64 16L65 18L68 19V20L66 19V21H65V18H63L64 20H63V19L61 20L60 18H59V20H58V18L56 19V17H55V19H56L55 22L58 23L57 26H62L64 29H67L68 31L71 30L72 22H70V21H73V20L70 18V17H71ZM138 14H137V15H138ZM186 14H188V15L184 17V15H186ZM193 14H194V13H193ZM208 14H209V13H208ZM217 14L219 15V13H217ZM220 14H221V13H220ZM232 14H233V13H232ZM71 15H72V14H71ZM101 15H102V14H101ZM101 15H100V16H101ZM104 15H105V13H104ZM126 15H127V13H126ZM128 15H129V14H128ZM172 15H171V17H170L169 14H168V18L170 17V21H171V19H172V20H175V19L172 18ZM237 15H238V14H237ZM61 16H60V17H61ZM69 16H70V17H69ZM72 16H73V15H72ZM88 16H89V15H88ZM95 16H96V14H95ZM122 16H123V15H122ZM135 16H136V15H135ZM188 16H189V17H188ZM213 16H214V15H213ZM227 16H228V15H227ZM41 17H42V16H41ZM75 17H76V16H75ZM75 17H73V18H75ZM152 17H154V15H153ZM232 17H233V16H232ZM61 18H62V17H61ZM69 18H70L71 20H69ZM101 18H102V17H101ZM119 18H120V17H119ZM131 18H132V17H131ZM133 18H134V17H133ZM154 18H155V19H153V23H155L154 21H157V19H158L157 16L154 17ZM188 18H190V19H188ZM209 18H210V17H209ZM212 18H213V17H212ZM214 18H216V16H215ZM238 18H239V17H238ZM86 19H87V18H86ZM103 19H104V18H103ZM113 19H114V18H113ZM115 19H116V18H115ZM127 19H128V18H127ZM127 19H125V20H127ZM135 19H136V18H135ZM162 19H163V18H162ZM205 19H206V18H205ZM220 19H221V20L223 19V21H227V20H226L227 18L225 19L224 17H223V18L220 17ZM224 19H225V20H224ZM232 19H233V18H232ZM256 19H257V21H256ZM100 20H101V19H100ZM137 20H138V18H137ZM137 20H135L133 23L130 22V24L132 25V24H135V23H141V22H142V21L140 22V21H137ZM158 20L160 21V19H158ZM188 20H189V21H188ZM209 20H211V19H209ZM243 20H244V21H243ZM42 21H44V22H41L40 24H42V23H46V20H45V19L42 20ZM111 21H114V20H111ZM123 21H124V20H123ZM123 21H122V22H123ZM132 21H133V20H132ZM170 21H169V19L167 20V22H170ZM177 21H176V22H177ZM182 21H178V22H182ZM187 21H188V22H187ZM218 21H219V20H218ZM229 21H231V20H229ZM49 22H47V23H48V26H49V24L52 25L53 22H52V23H49ZM55 22H54V23H55ZM84 22H85V21H84ZM176 22H173V21H172V23H173L175 26H177V25H176ZM178 22H177V24H178ZM192 22H193V21H192ZM200 22H201V21H200ZM262 22L260 23L261 25L264 24V23H262ZM24 23H25V22H24ZM57 23H56V24H57ZM108 23H109V25H110V22H109V21H108ZM115 23H116V22H115ZM119 23H120V22H119ZM126 23H127V22H126ZM142 23H143V22H142ZM142 23L139 24V25H142ZM157 23L160 24V22H156V24H157ZM185 23H186V24H185ZM201 23H202V22H201ZM201 23H200V24H201ZM208 23H210V22L208 21ZM212 23H213V22H212ZM220 23H221V21H220ZM222 23H223V22H222ZM227 23H228V22H227ZM230 23H231V22H230ZM230 23H229V25L226 24V26H225L224 24H222V25H221V28H219V26H218V28H216L215 31L212 30L211 33L214 34V33L217 31V29H220V33L222 34V33H223L222 26L224 25L223 28L227 27V29H228V26H230ZM233 23H234V21H233ZM1 24H2V23H1ZM1 24H0V25H1ZM7 24H11V23H7ZM7 24H4V26L7 25ZM83 24H84V23H83ZM98 24H99V23H98ZM98 24H97V25H98ZM111 24H112V23H111ZM121 24H122L123 27H124V22L121 23ZM128 24H129V23H128ZM130 24H129V25H130ZM167 24H168V23H167ZM194 24H195V23H194ZM236 24H237V23H236ZM236 24H235V25H232V24H231L232 26H235V27H233V29H231V30H234V31H235V30L237 29V28H236ZM241 24H242V23H241ZM241 24H240V25H241ZM43 25H44V24H43ZM68 25H70V26L68 27ZM84 25H85V24H84ZM97 25H96V26H97ZM103 25H104V24H103ZM105 25H106V24H105ZM109 25H107V27H108ZM122 25H121V26H122ZM129 25H128V26H129ZM153 25H155V24H152V23H151V26H153ZM163 25H164V24H163ZM174 25H173V28H172V29L175 31L176 28H175ZM206 25H207V24H206ZM217 25H219V23H217V21H216V25H214V28H215ZM261 25L258 24V26H257V24H256V27H255V28H258V27L261 26ZM9 26H11V25H7V26H5V27H7V28H5V29H8ZM25 26H26V24H25ZM101 26H102V25H101ZM112 26H113V25H112ZM121 26H120V27H121ZM157 26H158V25H156V26H154V27H157ZM164 26H165V25H164ZM166 26L170 28V27H171V24H170V26H169V25H166ZM178 26H180V25L178 24ZM190 26H191V22H190V24H189L187 27L189 28ZM195 26H196V25H195ZM201 26H202V25H201ZM232 26H230V27L232 28ZM0 27H2V26H0ZM23 27H24V26H23ZM36 27H37V26H36ZM98 27H99V25H98ZM107 27H106V28H107ZM109 27H110V26H109ZM113 27H114V26H113ZM116 27L118 28V25H116ZM137 27H138V25L136 26V28H137ZM187 27H186V28H187ZM191 27H192V26H191ZM20 28H22V27H20ZM56 28H57V27H56ZM63 28H62V29H63ZM87 28H89V27H87ZM114 28H115V27H114ZM114 28H113V29H114ZM136 28H135V29H136ZM150 28H151V27H150ZM150 28H149V29H150ZM157 28H158V27H157ZM169 28H168V29H169ZM174 28H175V29H174ZM178 28H179V27H178ZM195 28H196V27H195ZM207 28H209V27L207 26ZM261 28H262V30H263V29H264V25H263ZM1 29H4V27H2ZM5 29H4V30H5ZM39 29H43V28H39ZM58 29H59V28H57V30H58ZM96 29H99V28L96 27ZM123 29H124V28H120V29H118L117 32H116V36H115V37H117V36H118V37L122 36L121 33H123L122 31H124ZM138 29H139V28H138ZM138 29H137V30H138ZM162 29H163V28H162ZM168 29H167V32H171L170 30L168 31ZM203 29H204V28H203ZM203 29H202V30H203ZM210 29H211V28H210ZM44 30H45V29H44ZM90 30H91V29H90ZM90 30H88V31L86 30V31H87V32H86L85 29H84V30H82V31H84L85 33H88ZM111 30H112V28H111ZM137 30H136V31H137ZM152 30L155 32L154 29H152ZM176 30L178 31V29H176ZM187 30H188V29H187ZM187 30H185V33H187V34L190 33V34H191V31H192V30L189 28V30H188L189 32H186ZM190 30H191V31H190ZM200 30H201V29H200ZM204 30H205V29H204ZM225 30H226V28H225ZM243 30H244V31H243ZM256 30H257V29H256ZM259 30H260V29H258V31H259ZM35 31H38V30H35ZM60 31H61V29H60ZM64 31H65V30H64ZM72 31H73V30H71V32H72ZM94 31H95V30H94ZM112 31H113V30H112ZM112 31H111V32H112ZM115 31H116V28H115L114 31H113V35H114V32H115ZM144 31H145V30H144ZM174 31H173V32H174ZM177 31H175L176 34H177ZM180 31H182V30H180ZM183 31H184V30H183ZM198 31H199V30H198ZM206 31H207V30H206ZM210 31H211V30H210ZM254 31H255V30H254ZM254 31H253V32H254ZM260 31H261V30H260ZM38 32H39V31H38ZM38 32H37V33H38ZM55 32H56V30H55ZM58 32H59V31H57V33H58ZM69 32H70V31H69ZM76 32H77V31H76ZM96 32H97V31H96ZM109 32H110V31H109ZM109 32H108V33H109ZM111 32L109 33V36H110ZM125 32H126V31H125ZM137 32H138V31H137ZM137 32H136V33H137ZM145 32H146V31H145ZM201 32H203V31H201ZM224 32H225V31H224ZM228 32H230V28H229V31H228ZM263 32H264V30H263ZM263 32H261V33H263ZM33 33H35V32H33ZM42 33H43V32H42ZM50 33H51V32H50ZM74 33H75V32H74ZM79 33L81 34L82 32H79ZM101 33H102V32H101ZM104 33H105V32H104ZM182 33H183V32L179 33V31H178V35H176V36L178 37L179 35H182ZM185 33H184V34H185ZM216 33H217V32H216ZM230 33H232V31H231ZM234 33H232L233 35H231V36L229 35V36H228V37H229V42H230L231 44L233 43V42H231V41H234L233 39H236L238 36H240V33H238V34H236V35H238V36H237L236 38H234V37H235V34H234ZM254 33H255V32H254ZM261 33H260V34H261ZM39 34H40V33H39ZM52 34H53V32H52ZM68 34H69V33L67 32L66 35H68ZM70 34L72 35L73 32L70 33ZM70 34H69V35H70ZM82 34H83V33H82ZM89 34H90V32H89ZM94 34H95V32H94ZM142 34H143V33H142ZM184 34H183V36H184ZM193 34H194V33H193ZM196 34H197V33H196ZM198 34H199V32H198ZM207 34H208V33H207ZM207 34H206V35H207ZM212 34H210V35H212ZM227 34H228V33H227ZM33 35H34V34H33ZM42 35H43V34H42ZM61 35H62V33H61ZM69 35H68V36H69ZM71 35H70V36H71ZM85 35H86V37H87V34H85ZM85 35H84V36H85ZM107 35H108V34H107ZM111 35H112V34H111ZM138 35H139V37H140V34H137V36H138ZM170 35H173L171 38L174 39L173 37L175 36V34L173 33V34H170ZM185 35H186V34H185ZM203 35L205 36V33H203ZM210 35H209L208 37H210ZM214 35H215V34H214ZM214 35L212 36L213 38H212V37L208 38L209 41H210L211 43L206 45V46L210 45V47L208 46V48H209L208 53L205 54V56L208 55V56H206V57L209 58L210 61H209L208 63H202V64H203V65H202V66H203L202 68H203V70L205 71L204 74H205V76L208 75L206 78H208L209 75H210L209 80L213 81V84H215V83H216L218 80H220V79L223 80V77H224L226 74H228L227 76H229V75H230L229 73H231V72H229L230 70L228 71L229 73H228V72L226 73V71L223 70L225 73H224V76H222V72H220V71H222V69L216 71V68L218 69V68H221V67L223 66V65H221V64H223V61H222V60L224 59V57H225V56L227 57V55H229V54H225V55H224V50H225V49H228V50L225 51V52H231V51H232L231 49H232V48H235L236 46H239L238 49H240V48L242 49V48L244 47L245 44H248V45H245L246 48L244 47L242 50L240 49L241 51L238 50V49H237V50H236V49L233 50L234 52H235V50L237 51L236 53H238V54H235L236 56H238V57H240V56L243 57V56H244L243 58H242V57L239 58V59H241V60H244V59L246 60V59L249 58V57H251V59H254V58H255V59L259 58V59H260V57H258V56H259V55L263 52V50H264V49L261 48V46H259L258 44L256 45V43H257L258 40H260L261 38H262V40L264 39V38H263V35H264V34H263V35H260V37L262 36L261 38L259 37V35L257 36V37H258V38H257L255 34H254L255 36H254V35L252 36V37H255L254 40H256V43L252 41L253 39H252V37H251L250 35H249V36L251 37V40H250V41H248L249 39L247 38L248 40L245 41L246 43L241 42V41H240V43H239L238 40H240L241 38H242L243 41H244V39H246V38H244V37H240V39H238V40L236 39L237 42H235V43H237V45H235V43H234L233 45H235V47L232 45V48H228V47L225 48V47L227 46V45H226L227 43H225V46L222 45L221 41H222V39H223V36H222V39L220 38L221 40L219 41V39L215 40L214 38H216L217 35L219 36L220 34H217L215 37H214ZM97 36H99V35H97ZM100 36H101V34H100ZM102 36H103V34H102ZM105 36H106V34H105ZM109 36H108V37H109ZM167 36H169V35H167ZM186 36H188V35H186ZM186 36H184V37H186ZM194 36H195V35H192V37H194ZM196 36H197V35H196ZM201 36H202V35L200 34V38H201ZM204 36H202V39H204V38H203ZM249 36H248V37H249ZM27 37H28V36H27ZM29 37H30V36H29ZM31 37H32V35H31ZM35 37H36V36H35ZM81 37L83 38V35H81ZM81 37H80L79 39H81ZM86 37H85V38H86ZM88 37H89V35H88ZM90 37H91V35H90ZM90 37H89V38H90ZM112 37H113V36H112ZM118 37H117V38H118ZM139 37H138V39H140ZM169 37H170V36H169ZM198 37H199V36H197L196 39H195V37H194V39L197 41V40H199ZM224 37H225V36H224ZM226 37H227V36H226ZM230 37H232V40H230V39H231ZM36 38H37V37H36ZM85 38H84V39H85ZM89 38H86V40L89 39ZM101 38H104V37H101ZM167 38H168V37H167ZM175 38H176V37H175ZM179 38H180V37H179ZM179 38H178V40H179ZM205 38H207V37H205ZM217 38H219V37H217ZM238 38H239V37H238ZM8 39H10V37H8ZM8 39H6V41H7ZM28 39H29V38H28ZM77 39H78V38H77ZM77 39H76L75 41H72V42L75 43L76 46H77L76 43H78V45H80V43H81L83 49L80 48L81 46H80V47L78 46V47H77L78 49H77V48H75V49L79 50V48H80V49L82 50V52L80 53V52L78 51V52H79V56H78V53H77V54H74V53L77 51V50H74V47H76L75 45H73V46H74L73 49H69V50H67L66 54H65L64 51H63L64 53L61 51V53L64 54V56L62 55L63 57H61V58H63L62 61H65V63H64V62L62 63V65H61V67H60V72H64V73H67V75H71V76H73L71 85H72V86H75V89H74V90L78 89L76 86H78V87H79V86H80V87H81V86L84 87V86L88 85V83L91 82V80H92V82H93V81H96V82L99 84V89H96V90H99L100 94L97 93L96 95L100 96V97H99L100 102H99V101H95V100H97V97H98V96L96 97V95L94 94V93H96V92H95V90H93L94 92H93V91H90V93L93 92V95H92V96H93V98H94V96H95L96 98H95V100H94V99H92V96H91V97L89 96L90 98L88 97V100H87L88 103H87V104H88L90 107H88V105L85 104V102H87V101H85V102L83 103V104H85L84 106H86V112H87V111L89 112V110H90L89 108H92V107H93V106H91V105H96V104H97V103L94 104V102L102 103L101 100H102L103 98L105 99V100H103V101H107L108 97H110V96H109V94L111 93L110 90H113V89H110V85H111V83L117 81V80H113V79H111V78H114L113 75L116 73V68H115V66H114V69H113V66H111V63H110L111 61L108 62V61H107V58H105L106 56H108V54H105L106 56H105L104 58L106 59V61H105L104 58H103V59L100 58V59H101V60H100V63H99L98 65H96V69H95V72H96V73H95V75L93 76V79H90V77H89L86 73H85V74L83 73L84 71H85V72L87 71V66H86V67L83 66L85 69H84V68L82 69V65H85V64H84L85 61H86V63H87V62H88V58H89V57H88V56H89V54H88L89 52H88V50H87L86 45H84V42H85L86 40H85V41L82 40V41H83V42H82L81 40L77 41ZM92 39H93V38H92ZM95 39H96V38H95ZM97 39H98V38H97ZM106 39H107V38H106ZM113 39L115 40V38H113ZM113 39H112V40H113ZM134 39H135V36H134ZM172 39L170 40V38H169L170 41L167 39L168 41L165 42V44H164L165 47H162V46L160 45V46H161V47H160L161 49L159 48L160 50H162L163 48H166V52H167V54H169L170 56H171V54H173V53H172V50H171V48H172L173 46H172L171 44L173 43V41H175L176 43H175V42H174V43L177 44V38H176L175 40H172ZM182 39H183V38H182ZM186 39H187V38H186ZM189 39H191V38H189ZM194 39H193V40H194ZM257 39H258V40H257ZM4 40H5V39H4ZM10 40H11V39H10ZM31 40H32V39H31ZM43 40H44V38H43ZM46 40H47V39H46ZM109 40H111V37H110ZM112 40H111V42H112ZM184 40H185V38H184ZM187 40H188V39H187ZM187 40H186V41H187ZM200 40H201V39H200ZM213 40H214V41H213ZM224 40H225V39H223L222 42H226V41H224ZM227 40H228V38H227ZM262 40L260 41V43L262 42ZM6 41H4V42L7 43ZM80 41H81V42H80ZM130 41H132V40H130ZM133 41L136 42V43H135L136 45L138 44L136 40H133ZM159 41H160V40H159ZM159 41H155V42H154L155 44L152 43V44L154 45V46H153L154 48L152 49V47H150V51H153V50L156 51V50L158 49V43H157V42H159ZM188 41H189V40H188ZM188 41H187V42H182V40H180L178 44H179V45L184 44V46H185V43L188 44ZM207 41H208V40H207ZM207 41H206V43H207ZM216 41H217V43H215ZM218 41H219V42H218ZM25 42H26V41H25ZM72 42H71V44H72ZM97 42H98V41H97ZM102 42H103V41H102ZM105 42H106V40H104V43H105ZM138 42H139V41H138ZM181 42H182V44H181ZM191 42H192V41H191ZM198 42H199V41H198ZM198 42H195L194 44L191 43V44H193V46L196 45V48L194 47V49H192V54H191V55H193L192 57H194V55H195V54H193V52L196 53V54H198V52H199V54H200V51H202V50L205 48V47H202L203 49L201 50L200 47H201V46L204 44V42H205V41H204V42L201 41V42H202L201 44H200V42H199V44L201 45L200 47H198V48H200V51H199V49L197 48V46H198V45H197ZM227 42H228V41H227ZM247 42H249L250 44L247 43ZM26 43H27V42H26ZM30 43H31V42H30ZM30 43H29V44H30ZM33 43H34V42H33ZM104 43H103V44H104ZM106 43H107V42H106ZM174 43H173V45H174ZM213 43H215V45H213ZM220 43H221V45L224 47V49L222 48V46H220ZM230 43H229V44H230ZM242 43H243V44H242ZM260 43H259V44H260ZM263 43H264V42H263ZM263 43H262V44H263ZM66 44H67V43H66ZM107 44H108V43H107ZM131 44L134 45V42H130L129 45H131ZM187 44H186V45H187ZM191 44H189V45H191ZM216 44H219V45H217V46H220L219 49L217 48ZM223 44H224V43H223ZM238 44H242L241 47H240V45H238ZM254 44H255V45H254ZM4 45H5V44H4ZM12 45H13V44H12ZM24 45H25V44H24ZM68 45H70V44L68 43ZM104 45H105V44H104ZM104 45H103V46H104ZM109 45H110V44H109ZM133 45H131V46L133 47ZM189 45H187V46H189ZM204 45H205V44H204ZM260 45H261V44H260ZM263 45H264V44H263ZM0 46L2 47V45H0ZM7 46H8V45H7ZM47 46H48V45H47ZM57 46H58V44H57ZM59 46H61V44H59ZM101 46H102V45H101ZM103 46L101 47L102 49H103ZM105 46H106V45H105ZM105 46H104V47H105ZM131 46H128L129 49H128V48H124V51L126 52L125 55L128 56V54L131 52V50H130V49H132V48H130ZM134 46H135V45H134ZM150 46H152V45H150ZM176 46H177V45H175L174 47H175V48H177V47L181 48L183 45H182V46H177V47H176ZM211 46H212L213 48H212ZM230 46H231V45H229V47H230ZM32 47H34V46H32ZM41 47H42V46H41ZM41 47H40V48H41ZM61 47H62V46H61ZM70 47H72V46H70ZM70 47H69V48H70ZM106 47H107V46H106ZM106 47H105V49H106ZM263 47H264V46H263ZM3 48H5V46H4ZM3 48H2L3 53H4V51L6 52V50H7V51H11V50H9L8 48H7L6 50L3 49ZM12 48H13V47H12ZM14 48H16V47H14ZM34 48H35V47H34ZM175 48H173V49H175ZM208 48H207V49H208ZM47 49H48V48H47ZM59 49L63 50L62 48H59ZM105 49H104V50H105ZM125 49H126V50H125ZM133 49H134V48H133ZM151 49H152V50H151ZM207 49L205 50V52L207 51ZM229 49H230V50H229ZM64 50H65V49H64ZM83 50H84V51H83ZM127 50H130V52L128 51V52H129L128 54H127ZM186 50H187V49H186ZM188 50H189V49H188ZM193 50H194V51H193ZM13 51H14V50H13ZM37 51H38V48H37ZM39 51H40V50H39ZM173 51H174V50H173ZM175 51H176V49H175ZM175 51H174V52H175ZM0 52H1V49H0ZM29 52H30V51H29ZM45 52H47V51H45ZM57 52H60V50L57 51ZM163 52H165V50H163ZM176 52H178V56H179V54H182V53H180V51H176ZM234 52H232V53L234 54ZM240 52H241V53H240ZM260 52H261V53H260ZM3 53H2V54H3ZM8 53H9V52H8ZM19 53H20V52H19ZM47 53H48V52H47ZM61 53H60V54H61ZM83 53H84V54H83ZM86 53H87V54H86ZM120 53H121V51H120ZM122 53H123V52H122ZM159 53H160V52H159ZM161 53H162V52H161ZM183 53H184V52H183ZM202 53H203V52H202ZM202 53H201V54H202ZM232 53L230 54V56L232 55L230 58H229V57H227V58L225 57V59H224V60L228 59L227 62H226L227 65H229V62H228L229 60H232V61H233V60H236V59L238 58V57H237V58L235 59V58L233 57V54H232ZM2 54L0 53V58L3 56ZM14 54H15V53H14ZM17 54H18V53H17ZM28 54H29V53H28ZM37 54H38V53H37ZM116 54H117V53H116ZM165 54H166V53H165ZM174 54H175V53H174ZM174 54H173V55H174ZM203 54H204V53H203ZM48 55H50V52L48 53ZM51 55H52V57H53V53H52ZM73 55L76 56L75 59H74V56H73ZM84 55H85V56H84ZM86 55H88V56H86ZM109 55H110V54H109ZM120 55H121V54H120ZM122 55H123V54H122ZM169 55H168V56H169ZM173 55H172L171 57L169 56V59H170V60L167 59V60H169V61L171 62V64L173 63L172 61L176 62L178 59H180V58L182 57V56H179L180 58H177V60L175 61V55H174V57H173ZM176 55H177V54H176ZM235 55H234V56H235ZM4 56H6L7 58L9 57L8 59H11V58H10L11 54H10V56H9V55L6 53V54H4ZM4 56H3V58H5ZM39 56H40V55H39ZM59 56H61V55H59ZM77 56H78V57H77ZM83 56H84V57H83ZM110 56H111V55H110ZM110 56H108V60H110V58H109ZM127 56H121V57H124L125 60H127V58L130 59V57H131L130 54H129L130 57H127ZM164 56H165V55H164ZM168 56H167V57H168ZM183 56H184V55H183ZM187 56H188V55H187ZM248 56H249V57H248ZM261 56H263V55H261ZM15 57H16V56H15ZM69 57H70L71 59L73 58L74 61L71 60V62H70L69 60H67ZM85 57H87V58H85ZM125 57H126V58H125ZM167 57H166V58H167ZM192 57L190 56V58H192ZM12 58H13V57H12ZM25 58H26V57H25ZM61 58H60V59H61ZM70 58H69V59H70ZM164 58H165V57H164ZM173 58H174V60H172ZM183 58H184V57H182V59H183ZM190 58H188V59H190ZM195 58H196V56H195ZM231 58H232V59H231ZM5 59H6V58H5ZM16 59H17V58H16ZM43 59H44V58H43ZM47 59H48V58H47ZM121 59H122V58H121ZM133 59H134V57H133ZM186 59H187V58H186ZM192 59H193V58H192ZM192 59H190V60L192 61ZM239 59H237L236 61H233V62L231 61L232 63H230V64H232L233 69H235V72H236L237 69H241V68L238 67V62H237V61H241V60H239ZM2 60H3V59H2ZM6 60H7V59H6ZM122 60H123V59H122ZM131 60H132V57H131ZM161 60H162V59H161ZM4 61H5V60H4ZM20 61H21V60H20ZM43 61H45V59H44ZM46 61H48V60H46ZM62 61H61V62H62ZM67 61H69V64H68ZM75 61H76V62H75ZM129 61H130V60H128V62H129ZM169 61H168V65H169V67H167L168 69H167V68L164 69V72L166 71V74H167V72L172 73V71H173L174 69H176V64H175V65H173L174 63L172 64V66H175V68H174V67L171 66V64H170ZM183 61H184V60H183ZM185 61H186V60H185ZM260 61H261V60H260ZM18 62H19V61H18ZM66 62H67V63H66ZM74 62L77 63V64H74ZM106 62H107V63H106ZM128 62H126V63H128ZM132 62H134V61H132ZM157 62H159V61H157ZM179 62L181 63L180 66L183 65L182 62H181L180 60L177 62V64H178ZM198 62H199V61H197V62L195 61V62H193V63L195 64V63H198ZM224 62H225V61H224ZM254 62H255V61H254ZM2 63H3V62H2ZM2 63H1V64H2ZM37 63H38V62H37ZM46 63H48V62H46ZM71 63H72L74 66L77 65V66H76V69L74 68L76 72H74V71H70L71 67H73V65H72ZM109 63H110V64H109ZM126 63H125V61L123 60V64H121L120 66H122V65H124V64H126ZM159 63H160V62H159ZM159 63H157V64H159ZM187 63L189 64L188 61H187ZM220 63H221V64H220ZM226 63L224 64V68H225V66H226ZM255 63H256V62H255ZM255 63H254V64L252 63V64L254 65V67H253V66L250 64V62H249L250 66H252V68H251L252 71H255L256 69L262 67V66L258 65L259 63H257V65H258V68H257V67H256L257 65H256ZM260 63H262V62H260ZM48 64H49V63H48ZM67 64H68V65H67ZM105 64H106V65L108 64L107 66L109 67V69H108V67L106 68ZM161 64H163V63H160V66H161ZM194 64H193V65H194ZM218 64L221 65V66H218ZM242 64H244V63H242ZM38 65H39V63H38ZM71 65H72V66H71ZM78 65H81V67H79ZM109 65H110V66H109ZM131 65H132V64H131ZM155 65H156V64H155ZM164 65H165V64H164ZM168 65H167V66H168ZM185 65H186V63H185ZM185 65H184V66H185ZM191 65H192V63L190 64V66H191ZM200 65H201V64H200ZM244 65H245V64H244ZM255 65H256V66H255ZM7 66H8V65H7ZM43 66H46V64H45V65L43 64ZM49 66H51V65H49ZM125 66H127V65H125ZM160 66H159V67H160ZM195 66H196V64H195ZM197 66H198V65H197ZM241 66H242V65H241ZM241 66H240V67H241ZM137 67H138V66H137L136 63H135V65H134V63H133V65L131 66V68H133V69H135V70L137 69ZM145 67H146V66H145ZM155 67H156V66H155ZM164 67H165V66H164ZM171 67H172V70H171ZM177 67H178V66H177ZM232 67H231V69H232ZM245 67H247V66H245ZM245 67H244V68H245ZM88 68H89V67H88ZM104 68L107 69L106 71L110 70V71L106 72V74L108 75V77H106V76H102V75H103L102 72H103V73L105 72V70L103 71ZM119 68H121V67H119ZM119 68H118V69H119ZM122 68H123V66H122ZM173 68H174V69H173ZM182 68H183V66L181 67V71L183 72V71H186V70L188 69V66H187V67H184L185 70H183ZM186 68H187V69H186ZM192 68H195V67H189V69L186 71V73H187V72L190 73V71H191ZM244 68H242V69L245 70ZM248 68H249V69H247V68H246V69H247V71H249V73H250V70H251V69H250L249 65H248ZM254 68H255V70H254ZM36 69H37V68H36ZM51 69H52V68H51ZM74 69H73V70H74ZM156 69H157V67H156ZM162 69H163V68H162ZM162 69H161V70H162ZM178 69H179V68H178ZM209 69H211L212 72L208 73L207 71H210ZM226 69H230V67H228V68L226 67ZM233 69H232V70H233ZM263 69H264V62H263V68H262L261 70H263ZM5 70H6L5 68H2V67H1V71H4V72H5ZM82 70H83V71H82ZM142 70L144 71L143 68H142ZM152 70L154 71L153 67H152ZM167 70H169V71H167ZM179 70H180V69H179ZM179 70H178V71H179ZM258 70H259V69H258ZM258 70H257V71H258ZM261 70H259V71H261ZM139 71H140V70H139ZM143 71H142V72H143ZM159 71H160V70H159ZM170 71H171V72H170ZM233 71H234V70H233ZM233 71H232V73H233ZM239 71L241 72L242 70H239ZM36 72L38 73L39 71H36ZM43 72H44V71H43ZM147 72H148V70L146 71V73H147ZM150 72H151V71H150ZM154 72H155V71H154ZM161 72H162V71H161ZM174 72H175V70H174ZM174 72H173V73H174ZM199 72H200V71H199ZM235 72H234V73H235ZM237 72H238V71H237ZM240 72H238V73H240ZM81 73L84 74V76H83L84 78L81 76ZM139 73H140V72H138L137 74H139ZM151 73H152V72H151ZM151 73H150V74H151ZM159 73H160V72H159ZM169 73H168V74H169ZM178 73H179V75H180L181 73H180V72H177V77L179 78L180 76L178 75ZM188 73H187V74H188ZM192 73H193V71H191V74H192ZM258 73H259V72H258ZM101 74H102V75H101ZM106 74H104V75H106ZM140 74H142V73H140ZM143 74H145V73L143 72ZM148 74H149V73H147V75H148ZM166 74L164 73V75H166ZM168 74H167V75H168ZM174 74H176V73H174ZM183 74H185V73H183ZM183 74H182V76H183ZM241 74H242V72H241ZM134 75H135V74H134ZM134 75H133V76H134ZM158 75H159V74H157V76H158ZM231 75H232V74H231ZM101 76H102V77H101ZM137 76L139 77V75H137ZM171 76H174V75H171ZM17 77H18V76H17ZM134 77H136V76H134ZM152 77H153V76H152ZM162 77H163V76H162ZM165 77H166V76H165ZM168 77H169V76H168ZM185 77H186V76H185ZM225 77H226V76H225ZM8 78H9V77H8ZM107 78H108V79H107ZM143 78H144V76H143ZM157 78H159V77H157ZM171 78H172V77H171ZM175 78H176V76H175ZM181 78H184V77H181ZM187 78H188V77H187ZM204 78H205V77H204ZM219 78H220V79H219ZM226 78H228V77H226ZM226 78H224V79H226ZM16 79H17V78H16ZM18 79H19V77H18ZM136 79H137V77H136ZM140 79H141V78H140ZM163 79H164V77H163ZM163 79H162V80H163ZM165 79H166V78H165ZM173 79H174V77H173ZM8 80H9V79H8ZM10 80H11V79H10ZM121 80H122V79H121ZM129 80H130V79H129ZM146 80H147V78H146ZM178 80H180V81L182 80L181 82L185 83L188 79H186V81H183V79H180V78H179V79L176 80V82H177ZM197 80H199V79H197ZM204 80H205V79H203V81H199V82H201V84H202V82H204ZM11 81H14V80L12 79ZM19 81H20V80H19ZM109 81H110V82H109ZM136 81H137V80H136ZM136 81H135V85H136V83H137ZM138 81H139V80H138ZM142 81H143V80H142ZM159 81H160V80H159ZM163 81H164V80H163ZM171 81H172V80H171ZM173 81H175V79H174ZM119 82H120V81H119ZM119 82H118V83H119ZM132 82H133V80H132ZM139 82H140V81H139ZM151 82H152V80H151ZM176 82H175L174 84L172 83V84H173L172 86L178 91V89L176 88L177 86L175 85V84H178V82H177V83H176ZM206 82L210 83L209 81H206ZM226 82H227V81H226ZM10 83H11V82H10ZM133 83H134V82H133ZM143 83H144V82H143ZM159 83H160V82H159ZM163 83H164V82H163ZM208 83H207V84H208ZM4 84H5V83H4ZM15 84H16V82H15ZM119 84H120V83H119ZM139 84H140V83H139ZM165 84H166V83H165ZM170 84H171V83H170ZM185 84H186V83H185ZM198 84H199V83H198ZM201 84L199 85L200 87H198V88L195 87V88H194V86L197 85V84L195 83L194 86H193V85L191 86V87H193L192 90H190L191 88H188V87H190V86L187 85L188 90L191 91V92L193 91V93H192L191 95H185L186 93L184 92V91H185V90H184V91H183V92H184L183 95H185V97L183 96V97L181 98V101H182V102L179 100V102H178V101L176 102V104L179 103V105H178V104H177L178 106L174 105L175 107H178V110L180 111V112H179V118H181V122H180L179 120H177V121H179L178 123H180V124L182 123L181 125H183V127H185V128L188 130L189 135H190L192 132H193L192 135L197 134V132H196V133L194 132L196 127L201 128V129H202V132H203V129L205 128L204 126L211 125V124H209V123H211V122H209V121H212V119H215V120L217 119V118H214V117H213V116L217 115V114H215V113H217V112H216V108H213V109H214V110H213V109L210 108L209 105H208V104L211 105L212 103H208V102H205V101H204V102L207 103L206 106H208V107H206V108H209V109H210V110L208 109L207 112L209 111L210 113H212V111H214V114H211L210 116H208V117L211 118V120L209 119V121H208L209 123L206 122V121H207V118H208L207 116H206L207 118H203V115H202V114H203L204 112H203V110H202L203 107H202L201 104H204V106H205V103H202L203 101H201V104H200V103H199V102H200V101H199V100H200V97H198V95L201 96L200 92H198V91H200L199 88H201V86H202ZM204 84H205V86H208V85H206L205 82H204ZM204 84H203V85H204ZM11 85H12V83H11ZM19 85H20V84H19ZM115 85H118V84H115ZM115 85H114V86H115ZM122 85H123V89L125 90L126 87L124 86V83H123ZM129 85H131V82L129 83ZM137 85H138V83H137ZM146 85H147V84H146ZM146 85H145V86H146ZM155 85H157V84H155ZM158 85H159V84H158ZM174 85H175V86H174ZM179 85H181L180 82H179ZM210 85H211V84H210ZM227 85H228V83H227ZM8 86H10V85H8ZM114 86H113V87H114ZM120 86H121V84H120ZM140 86H141V85H140ZM167 86H169V87H168L169 89L167 88V97L170 96V95L174 96L175 93H176L177 91L175 90V91H174L175 93L172 92V94H170V91H171L172 86H171V85H167ZM185 86H186V85H185ZM2 87H3V85H2ZM82 87H81V88H82ZM143 87H144V86H143ZM157 87L159 88V86H157ZM181 87H182V86H181ZM181 87H180V88H181ZM202 87H204V86H202ZM9 88L11 89L12 87H9ZM15 88H16V87H15ZM17 88H18V87H17ZM28 88H29V87H28ZM102 88H103V89H102ZM120 88H121V87H120ZM127 88H128V90L130 89L129 87H127ZM127 88H126V90H127ZM148 88H149V87H147V89H148ZM174 88H172V89L174 90ZM178 88H179V87H178ZM204 88H205V87H204ZM218 88L220 89V87H218ZM1 89H2V88H1ZM123 89H122V90H123ZM131 89H132V88H131ZM134 89H135V88H134ZM141 89H142V88H141ZM149 89H150V88H149ZM159 89H160V88H159ZM159 89H158V90H159ZM194 89H195V91H194ZM197 89H199V90H197ZM201 89H202V88H201ZM205 89H206V88H205ZM205 89H204V90H205ZM4 90H5V89H4ZM19 90H20V88H19ZM71 90H72V89H71ZM74 90H73V91H74ZM115 90H119V89H117V87H116ZM165 90H166V89H165ZM204 90L202 89L203 92H204ZM216 90H217V89H216ZM216 90L214 89V91H216ZM245 90H246V89H245ZM245 90H244V91H245ZM250 90H251V89H248L247 92H246V91H245V92L248 94V91H249L250 94H251L253 97H254V96H256V97L260 96L259 93H258V94H259L258 96H257V94H256V95H255V94L253 95V94H252V93H253L252 90H251V91H250ZM6 91H7V90H6ZM9 91H10V90H9ZM16 91H18V90H16ZM69 91H70V90H69ZM130 91H131V90H130ZM138 91H139V90H138ZM140 91H141V90H140ZM140 91H139V93H140ZM147 91H148V90H147ZM149 91H150V90H149ZM160 91H161V93L163 94L164 89H163V91H162V90H160ZM160 91H159V92H160ZM189 91H188L187 94H190V93H191V92L189 93ZM214 91H213V93H214ZM219 91L221 92L222 90H219ZM244 91H243V92H244ZM255 91H256V93H257V90H255ZM255 91H254V92H255ZM21 92H22V91H21ZM97 92H98V91H97ZM108 92H109V93H108ZM128 92H129V91H128ZM128 92H127V93H128ZM133 92H134V91H133ZM136 92H137V91H136ZM145 92H146V91H145ZM159 92H158V93H159ZM165 92H166V91H165ZM183 92H182V93H183ZM225 92H226V91H225ZM245 92H244V93H245ZM17 93H18V92H17ZM178 93H179V91L176 93V95H178ZM204 93H205V92H204ZM213 93H212V94H213ZM217 93H218V91H217ZM241 93H242V92H241ZM241 93H239V94H241ZM244 93H242V95H243ZM9 94H10V93H9ZM18 94H19V93H18ZM22 94H24V93H22ZM32 94H33V93H32ZM53 94H55V93H53ZM62 94H63V95H62L63 97H62V96H59V98L62 97L63 102L66 103L65 100L69 98V97H68L69 94H66V93H62ZM130 94H131V92H130ZM141 94H143V93H141ZM221 94H223V92H222ZM221 94H220V95H221ZM247 94H245V95L248 97L249 94H248V95H247ZM261 94H262V95L264 94V92H262V90H261ZM19 95L21 96V94H19ZM30 95H31V94H30ZM89 95H91V94H89ZM133 95H136V93L133 94ZM139 95H140V94H139ZM158 95L160 96V93H159ZM217 95H219V93H218ZM223 95H224V94H223ZM242 95H240V96H242ZM251 95H250V96H251ZM4 96H5V95H4ZM15 96H17V94H16ZM28 96H29V95H28ZM141 96H142V95H141ZM159 96H158V97H159ZM172 96H171V100H170L171 102H172V98H173ZM179 96H182V94L179 95ZM179 96H178L176 99H178ZM186 96H191V98H190V97H189V98L192 99V100L187 99L188 97H186ZM209 96H211V93H210ZM213 96H214V95H213ZM215 96H216V95H215ZM29 97H30V96H29ZM33 97H34V96H33ZM120 97H121V95H120ZM155 97H156V96H154V98H155ZM161 97H162V96H161ZM174 97H175V96H174ZM218 97H219V96H218ZM247 97H246V98H247ZM5 98H6V97H5ZM37 98H38V95H37ZM40 98H42V96H41ZM40 98H38V99L40 100ZM43 98H44V97H43ZM59 98H58V99H59ZM76 98H77V97H76ZM131 98H132V97H131ZM134 98H135V97H134ZM143 98H144V97H143ZM163 98L165 99V97H163ZM183 98H185V99H183ZM212 98H213V97H212ZM214 98H216V97H214ZM232 98H236V96H235V97H234V96H233V97L231 96L230 99H232ZM258 98H259V97H258ZM263 98H264V97L262 96V99H263ZM32 99H33V98H32ZM62 99H61V100H62ZM91 99L94 100V102H92ZM99 99H98V100H99ZM164 99H163V100H164ZM169 99H170V98H168V101H169ZM173 99H175V98H173ZM176 99H175V100H176ZM210 99H211V98H209V100H210ZM216 99H217V98H216ZM219 99H221V98L219 97L217 100H219ZM230 99H228L229 102H231ZM236 99H237V98H236ZM251 99H252V101L255 100V99H253V98H251ZM256 99H257V98H256ZM260 99H261V98H260ZM5 100H6V99H5ZM41 100H43V99H41ZM56 100H57V98H56ZM59 100H60V99H59ZM59 100H58V101H59ZM119 100H120V99H119ZM134 100H135V99H134ZM154 100H155V99H154ZM175 100L173 101L174 104H175ZM187 100L189 101V103H187ZM233 100H234V99H233ZM36 101L38 102V100H36ZM36 101H35V102H36ZM54 101H55V100H54ZM58 101H57V102H58ZM164 101H165V100H164ZM183 101H184V102H183ZM207 101H208V98H207ZM236 101H238V100H236ZM236 101H235V102H236ZM240 101H241V100H240ZM244 101H250V98L248 97V100H247V99H246V100H245V99L243 100V98H242V104H244ZM256 101H257V100H256ZM256 101H255V102H256ZM6 102H7V101H6ZM60 102H62V101H59V103H60ZM63 102H62L61 104H63ZM90 102H91L92 104H91ZM131 102H132V101H131ZM138 102H139V101H138ZM150 102H151V101H150ZM185 102H186V104H185ZM209 102H210V101H209ZM226 102H227V100H226ZM232 102H233V101H232ZM238 102H239V101H238ZM238 102H237V103H238ZM0 103H1V102H0ZM8 103H9V102H8ZM39 103H41V104L43 103V104L45 105L44 102H39ZM46 103H47V102H46ZM59 103H58V104H59ZM117 103H118V102H117ZM135 103H136V102H135ZM148 103H149V101H148ZM161 103H162V102H161ZM161 103H160V104H161ZM169 103H170V102H169ZM233 103H234V102H233ZM233 103H232V104H233ZM251 103H254V102H251ZM2 104H3V103H2ZM9 104H10V103H9ZM23 104H25V103H23ZM43 104L41 105V107L39 106V107L42 109V111H40V108H39L38 111H39L40 113H36V114H37V118L39 117V119H41V117L45 115V114H44V115L42 114L41 117L38 116V115H40L42 112H45V111H43V110H45V107H43V106H44ZM54 104L56 105L57 103L54 102ZM69 104H70V107H71V102H70ZM69 104H67L66 106L68 107ZM152 104H153V103H152ZM154 104L157 105V107H155V108H158L159 103L156 104V102H155ZM166 104H167V103H166ZM172 104H173V103H170L171 107L173 106ZM226 104H227V103H226ZM242 104H240V103H239L238 105L233 104V105H236V106L231 105L232 109H231V108H229V109H230V110H235V109H233V108H238L237 106L240 105V108H238V109L240 110V109H242V108L244 107V108H243V112H244V109H245L246 107L243 106ZM248 104H249V102H248ZM50 105H51V104H50ZM50 105H49V106H50ZM52 105H53V104H52ZM59 105H60V104H59ZM149 105H151V103H150ZM161 105H162V104H161ZM161 105H160V106H161ZM168 105H169V104H168ZM168 105H165V106H168ZM170 105H169V106H170ZM213 105H215V104H212L211 107H213ZM223 105H225V104L223 103L222 106L220 105L221 108H220V106H218L219 109H222V108L224 109V108H226V107H223ZM241 105H242V108H241ZM250 105H251V104H250ZM1 106H2V105H1ZM23 106L25 107V105H23ZM23 106H22V108H24ZM27 106H28V104H27ZM36 106H37V105H36ZM46 106H47L49 109L52 108V106L49 107L48 104H47ZM84 106H83V107H84ZM129 106H130V105H129ZM169 106H168V107H169ZM174 106H173V107H174ZM226 106L229 107L230 104L228 103ZM246 106H247V105H246ZM248 106H249V105H248ZM248 106H247V110H248V108L252 107V105H251L250 107H248ZM3 107H4V106H3ZM19 107L21 108V106H19ZM28 107H29V106H28ZM47 107H46V108H47ZM54 107H55V106H54ZM57 107H59V106L56 105V109H59V108H60V107H59V108H57ZM62 107L64 108V105H62ZM94 107H95V106H94ZM130 107H131V106H130ZM147 107H148V106H147ZM161 107H162V106H161ZM175 107H174V108H175ZM214 107H215V106H214ZM4 108H5V107H4ZM20 108H19L18 110H20ZM22 108H21V109H22ZM26 108H27V107H26ZM26 108H24V109H22V110H25ZM29 108H30V107H29ZM29 108H28V109H29ZM34 108H35V107H34ZM43 108H44V109H43ZM63 108H62V109L60 108L61 111L59 110V112H61L60 116H59V113L57 114V116L55 115V116H56V119H58V117L61 118V116H63V113H62V112H63L64 109H66V108H64V109H63ZM100 108H101V109H99V110H98L97 108H95V110H94V109H93V110L91 109V111H94V112L96 111V112H97V110H98V112H102V113H104L103 110H105V109H104L103 107H100ZM163 108H164V107H163ZM163 108H162V109H163ZM206 108H205V109L203 108L204 111H206ZM1 109H3V108L1 107ZM37 109H38V108H37ZM72 109H73V108L71 107V109L69 108V110L66 112V114H67V118H66V114L64 113V114H65V118L68 119V120H70V119L72 120V118H73L74 115H75V114H72V113H73ZM87 109H89V110H87ZM96 109H97V110H96ZM102 109H103V110H102ZM130 109H131V108H130ZM159 109H160V108H159ZM162 109H161V112H163ZM169 109H170V107L167 108V110H169ZM217 109H218V108H217ZM238 109H237V110H238ZM261 109H262V107H261ZM263 109H264V108H263ZM127 110H129V109H127ZM131 110H133V109H131ZM141 110H142V109H141ZM149 110H150V109H149ZM174 110H175V109L172 108V112H173ZM201 110H202V111H201ZM211 110H212V111H211ZM224 110H226L228 113H231V112H232V111L230 112L229 110H227V108L224 109ZM237 110H235V111H236L235 114H238V115H235V114L233 113L234 111L231 113V115H235V117H234L235 119L232 120V123H233V121H238V120H240L241 123H240L239 121H238V122H239V124H242L243 122H245V120H247V121H246L247 123L250 122V123H249L250 126H248V127H251V125H253L252 127L255 126L254 128H256L257 125L251 124V123H253V122L250 121V120H252V118L248 117V118H250V120L248 121V119L244 116V113L241 114L240 111L238 112ZM245 110H246V109H245ZM32 111H33V110H32ZM56 111H57V110H56ZM91 111H90V112H91ZM125 111H126V110H125ZM218 111H219V110H218ZM226 111L223 112V110H222L221 112L225 113ZM20 112H21V111H20ZM23 112H24V111H23ZM23 112H22V113H23ZM34 112H35V111H34ZM36 112H37V110H36ZM57 112H58V111H57ZM64 112H65V111H64ZM71 112H72V113H71ZM88 112H87V114L90 113V112H89V113H88ZM96 112H95V113H96ZM98 112L96 113V114H97V116H96L97 118H96V119L100 120V119L102 118L99 122H103L104 119H105V118L103 119V117H104V116L106 117L107 114H104V116H103L102 113H101V115H100V113L98 114ZM153 112H154V110H153ZM176 112H177V111H176ZM176 112H175V113H176ZM202 112H203V113H202ZM207 112H206V114H207ZM227 112H226V114H223V113H220V112H219L220 115H221V114L224 115V117H223V115H222V117H223V121H225L224 119H225V116L228 114ZM241 112H242V110H241ZM5 113H6V112H5ZM53 113H54V112H53ZM91 113H93V112H91ZM95 113H93L92 115L95 116V115H96ZM105 113H107V112L105 111ZM135 113H136V112H135ZM141 113H142V112H141ZM148 113H150V112H148ZM151 113H152V112H151ZM166 113H167V112H166ZM173 113H174V112H173ZM173 113H172L171 115H173ZM158 114H159V113H158ZM206 114H205V115H206ZM251 114H252V113H251ZM22 115H23V114H22ZM89 115H90V114H89ZM92 115H90V117H91L90 119H91L92 122H93ZM98 115H99L100 117H99ZM148 115H150V114H148ZM152 115H154V113H153ZM174 115H175V114H174ZM220 115H219V117H220ZM231 115H230V116L227 115V116H229L228 118L233 117V116H231ZM245 115H246V111H245ZM6 116H7V115H6ZM24 116H25V115H24ZM53 116H54V115H53ZM53 116L50 117V118H53ZM94 116H93V117H94ZM108 116H110V115L108 114ZM108 116H107L106 118H108V119L111 118V117H108ZM129 116H130V115H129ZM251 116H252V115H251ZM63 117H64V116H63ZM174 117H176V116H174ZM177 117H178V115H177ZM177 117H176V118H177ZM204 117H205V116H204ZM212 117H213V118H212ZM217 117H218V116H217ZM222 117H221V118H222ZM60 118H59V120H60ZM99 118H100V119H99ZM124 118H126V117H124ZM137 118H138V117H137ZM148 118H149V116H148ZM150 118H151V117H150ZM153 118H155V117L153 116ZM160 118H161V117H160ZM39 119H37V121H39ZM53 119H54V120H53ZM53 119H52V120L50 119V121H51V125H52V126H53V125L57 126V121H55L56 119H55V118H53ZM62 119L64 120V118H62ZM62 119H61V121H63ZM94 119H95V117H94ZM108 119H106L105 121H108ZM111 119H112V120H111ZM111 119H109V120H111L110 122H111V124H112V121H113V120H116V119H113V118H111ZM122 119H123V118H122ZM126 119H127V118H126ZM126 119H125V120H126ZM134 119H135V118H134ZM134 119H133V120H134ZM138 119H139V118H138ZM145 119H146V118H145ZM204 119H206V121H204ZM230 119H231V118H230ZM230 119H227V121H228V122H226L227 124H225V123L223 124V123H222V126H223V125H225V126L227 125V127H228V125H229L228 123L231 122ZM5 120H6V119H5ZM48 120H49V118H48ZM73 120H74V119H73ZM102 120H103V121H102ZM120 120H121V119H120ZM128 120H129V119H128ZM140 120H141V119H140ZM140 120H139V121H140ZM217 120H218L217 123H219V122L221 123V122H222V120H221L220 118L217 119ZM219 120H221V121H219ZM40 121H41V120H40ZM40 121H39V122H40ZM53 121H55L56 123L53 122ZM66 121H67V120H66ZM130 121H131V120H130ZM134 121H135V120H134ZM137 121H138V120H137ZM141 121H142V120H141ZM175 121H176V119H175ZM253 121H254V119H253ZM52 122H53L54 124H53ZM59 122H60V121H59ZM59 122H58V123H59ZM83 122H86V121H83ZM87 122L89 123V121H87ZM87 122H86V123H87ZM96 122H98V121H95V125H94V126H97ZM99 122H98V128H99V126H101V129H102V124L100 125ZM108 122H109V121H108ZM108 122H106L105 125H106V126L108 125L109 127H111V124L109 125ZM114 122H115V124H112V127L115 125V129H116V128H117V127H116V121H114ZM114 122H113V123H114ZM117 122L122 123L123 121H122V120H121V121L118 120ZM145 122H146V120H145ZM149 122H150V120H149ZM238 122H237V123H238ZM246 122H245V123H246ZM257 122H258V121H257ZM42 123H43V122H42ZM107 123H108V124H107ZM120 123H119V124H120ZM127 123H129V122L127 121ZM127 123H126V124H127ZM131 123H132V122H131ZM205 123H206V124H205ZM214 123L217 124L216 122L213 121V123H212L213 126H219V129L217 130V133H215L214 130H211V131H213V132H211L210 129H207V130H206V128H205V130L207 131V132L204 131V132H205V133H204L205 135H209L210 132H211V133H215V134H217V136H218V134L220 133L219 137L222 135V133H223L224 135H225V134H228V132H227V133H224V131H223V132L220 131V130H221V129H220V128H221V125H215ZM247 123H246V125H249V124H247ZM60 124H61V123H60ZM62 124H63V122H62ZM62 124H61V125H62ZM71 124H72V122H71ZM103 124H104V122H103ZM117 124H118V123H117ZM124 124H125V122H124ZM147 124H149V123H147ZM150 124H151V123H150ZM174 124H175V128H177V127H176V124H177V123H174ZM234 124H235V123H234ZM243 124H244V123H243ZM243 124H242V126H243ZM259 124H260V123H259ZM261 124H262V123H261ZM61 125H59V127H60ZM63 125H64V124H63ZM122 125H123V124H122ZM133 125H134V124H133ZM139 125H141V124H139ZM181 125H180V126H181ZM212 125H211V126H212ZM230 125H232V124L230 123ZM230 125H229V127H230V129H231L232 131H234L233 129H236L237 127H238V128L241 127V125H237V124H236V128L233 127V126H235V125H232V127H233V129H232V127H231ZM244 125H245V124H244ZM246 125H245V126H246ZM52 126H51L50 128H52ZM55 126H53V128H55ZM65 126H67V123H65L64 126H61V127L59 128V132L62 131L61 128L63 129V127H64V129H65ZM123 126H125V125H123ZM128 126H130V125H128ZM145 126H147V125H145ZM177 126H178V124H177ZM180 126H179V127H180ZM213 126L211 127L212 129H213ZM258 126H259V125H258ZM258 126H257V128H259V127L262 126L263 129L257 131L258 129L256 128V131H257V132H260V131H263V132H264V127H263L264 125H260L259 127H258ZM46 127H47V126H46ZM57 127H58V126H57ZM57 127L54 129V131H53V128H52V129H50V128H48V127L46 128V129H48V130L50 129V131L52 130L53 132H55V130L57 129V130H56L57 132H55L54 135L52 134L53 132H52V133L49 132V133H51V134L53 135V138L50 137L51 140L53 139V141H54V142L52 141L53 143L51 142V144H50V141H49L50 138H49V140H48V141H49L48 143H44V144H42L44 140H41V137H43V136H42V134H41L40 132H41V131H44L43 129H44L45 127H44L43 129H41L40 131H38V132H39V136H41V137H37V136H38V132H37V136L34 134V135L36 136V139H37V138H38V139L40 138L39 141H40V140L42 141V142L39 144V147L37 146L38 148L36 147V145H34L37 149H36L35 147H34L35 149H31V151H32V150H36V155H35V152H34V153L32 152V153H31V156H33L34 159H35V156H36V158L39 157V159H36V161L39 160V163H40V158H41V159L44 158L43 160L45 161V158H46L47 160H48V159L50 160V158H48V157H52V159H51V161H52L53 158L56 157V156L60 153V151H62V150L60 149L61 146H63V144H61V140H62V138L64 139V138L67 136V135H66V136L64 135V133L67 132V129L65 130V132H64V129H63V132H64V133L62 132L63 135H61V136H63V137L61 138V137H60V134H59V132H58V128H57ZM73 127H74V126H73ZM103 127H104V126H103ZM112 127H111V128H112ZM131 127H133V126H131ZM189 127H190V128H189ZM208 127L210 128V126H208ZM229 127H228V128H229ZM243 127H244V126H243ZM252 127H251V128H252ZM111 128H110V129H111ZM118 128H119V127H118ZM122 128H123V127H122ZM129 128H130V127H129ZM129 128H128V129H129ZM217 128H218V127H217ZM225 128H226V127H225ZM225 128H224V126H223L222 129H225ZM254 128H252L253 130L248 129V128L246 129V127L244 128L245 130H244L243 128H240V129L237 131V133H235L236 130H237V129H236L235 132H234V135H233V134H230V133L232 132V131L230 130V131H231V132L229 131V134H230V135H225V136L222 135V136H224L225 138L228 137L227 139H229V138L231 137V135H233V137H231V138H232V139L235 138V141H238L237 144H239V145H237V147L240 146L241 144H242V145L244 144V147L241 146V148H242V147L245 148L246 146H248V144H247V145H245V143H241V144H240V142H239V140H240V141H243V140H245V139H246V140H245L246 143H247V140H248V142L251 141V143L249 144V146L252 145L253 143L256 145V146H255V145L253 144L255 147H258L257 145H259V144H260V145L262 144V146H264L262 140L260 139L261 142H260V140H258L259 138H263V139H264V136H263V137H258V136H260L259 134H261L262 132L259 133V134H257V136L255 137L254 134L257 133V132H255V133L253 132V131H255ZM93 129H94V128H93ZM104 129L107 131L109 128L107 127V129H106V127H104ZM147 129H148V128H147ZM179 129L182 130L181 127H180ZM179 129H178V130H179ZM214 129H216V128L214 127ZM226 129H227V128H226ZM226 129H225V130H226ZM241 129H243V130L240 131ZM73 130H74V129H73ZM86 130H87V129H86ZM95 130L98 132V129H95ZM99 130H100V129H99ZM123 130H124V128H123ZM142 130H143V129H142ZM181 130H180V134H181V132L184 131L185 129L183 128V130H182V131H181ZM187 130H186V131H187ZM198 130L200 131V129H197L196 131H198ZM249 130H250V132H248ZM46 131H47V130H46ZM106 131H105V134L107 133ZM109 131H110V130H109ZM119 131H120V130H119ZM125 131H126V130H125ZM176 131H177V130H176ZM186 131H185V132H186ZM209 131H210V132H209ZM218 131H219V132H218ZM239 131H240V132H239ZM251 131H252V132H251ZM47 132H48V131H47ZM47 132H46V133H47ZM99 132H100V131H99ZM221 132H222V133H221ZM42 133H44V132H42ZM60 133H61V132H60ZM67 133H68V132H67ZM110 133H112V132L110 131ZM119 133H120V132H119ZM121 133H122V132H121ZM178 133H179V132H178ZM178 133L176 132L177 135H178ZM182 133H183V132H182ZM194 133H195V134H194ZM207 133H208V134H207ZM232 133H233V132H232ZM253 133H254V134H253ZM51 134H50V136H51ZM187 134H188V133H187ZM187 134H186V135H187ZM204 134L201 133V131H200V134H197V136L199 135L200 137L202 136L201 138H203V137H205ZM215 134H210V135H212L211 137L214 138ZM263 134H264V133H263ZM34 135H33V137L35 138ZM48 135H49V134H47L46 136H48ZM107 135H109V133H108ZM119 135H120V134H119ZM183 135H184V134H183ZM210 135H209V136H210ZM46 136H44V137H46ZM64 136H65V137H64ZM102 136H103V135H102ZM109 136H110V135H109ZM180 136H182V134H181ZM209 136H208V138H210V139H208L207 137H205V138H207L208 141L210 140V141L212 142L213 138L211 139V137H209ZM217 136H216L215 139H214V141H215V140H217V141H215L214 143H217V144H218V140H219V138H218ZM236 136H238L239 138H237ZM252 136L255 137L260 143H259L257 140L254 139L255 141H257V142H255V141L252 139V138H253ZM261 136H262V134H261ZM59 137H60V138H59ZM90 137H91V136H90ZM110 137H111V136H110ZM115 137H116V136H115ZM182 137H183V140H184V136H182ZM185 137L187 138V140L185 139V142H186V143L184 142V144H183L181 141H180V143H177V142H176L177 144H180V146H181V148H180V150H179V154L177 155V156H178L177 158H179V157L182 158V159H181V162H182L183 165L185 164V165H184L185 167L188 168L187 171H188L189 174H190V172L192 171L191 174L194 173L196 176L198 175V177L200 176L202 179H205V180H203L204 182H202V180H201V182L204 183V187L206 186L205 184H207V183L209 184V182H208L209 178H207V177H210L211 179L214 180V178L218 176V175H217V176H215V177H212V176H210V175H212L211 172L214 173V171H211V170H213V169H211V168L214 167L213 164H214V163L217 164L219 160H216L217 162H212V161H214L215 159H217L218 157H220V158H218V159H220V160H221V163H222V157H221L220 155L218 156V154H220L219 152L225 153V152H223V151H226V152H227V151L229 150V153L227 152V156H228V155L230 156V154H231L230 151L235 150V151H237L236 155H240V154H241V156L243 157V158H241V159H244V157H247V156H244L246 153H244V154H243V153H240V154H239V152H238V150H237V147H234V148H236V149H234V148H231V149H230V148L227 147L228 150H224V149H226V147H225L224 149H216L215 151L213 150L214 152L212 151V148H211L210 150L213 152V154L216 152V154H217L218 157L216 156V158H215L214 156H211V155L208 156L209 153H208L207 151H210V150H205V149H204V148H205L204 145H207V144H208L207 141H206V144H205V142H204V143H203V142L200 143V141H203V140H202L201 138L196 137V135H195L196 138H193V140H194V139H195V140L201 139L200 141H198V142L200 143L199 145L202 146V145L204 144V145H203L204 147L202 146L203 149H204V150L202 149V150L204 151V153H203V152H200V154H201V153H202V154H205V152H207L208 154L206 153V155H207L208 157L211 156L212 158H213V157L215 158V159H213V160H212V159L210 160V161H211L210 164H212V163H213V164H212V167H211V165H210L211 168L208 167V168L211 169V170H210V171H207V170H209V169L206 168V167H207L206 165H207V164L209 165V163H207L206 165H204L203 162H205V161H202V162L200 161V158H201L202 156H206V155H201V156L198 155L197 152H199L200 148H197V150H196L194 147L197 146V145L193 146V144H191V143H193V142H190V140H192V138L189 139L187 136H185ZM190 137H191V135H190ZM192 137H193V136H192ZM240 137H241V138H240ZM250 137H251V138H250ZM257 137H258V138H257ZM75 138H77V137H75ZM108 138H109V137H108ZM176 138H178V137H176ZM216 138H217V139H216ZM221 138H222V137H221ZM225 138H223V140H224ZM231 138H230V139H231ZM236 138H237L238 140H237ZM58 139H59V140L61 139L60 142H59ZM106 139H107V138H106ZM112 139H113V138H112ZM181 139H182V138L178 139V141L181 140ZM203 139H204V138H203ZM227 139H226V140H227ZM230 139H229V140H230ZM232 139L230 140V141H232V144H231V145H230V143H229L230 141L227 140V141H228L227 144H229L230 147L234 145V144H233V142H234L233 140H234V139H233V140H232ZM241 139H242V140H241ZM68 140H69V139H68ZM78 140H79V139H78ZM107 140H108V139H107ZM204 140H205V139H204ZM221 140H222V139H221ZM226 140H225V141H226ZM37 141H38V140H37ZM71 141H75V140H72V139H71ZM175 141H177V140L175 139ZM245 141H243V142H245ZM252 141H254V142H252ZM263 141H264V140H263ZM78 142H79V141H78ZM99 142H100V141H99ZM103 142H104V141H103ZM198 142H197V143H198ZM211 142H209V144H211ZM220 142H222V141H220ZM30 143H31V142H30ZM97 143H98V142H97ZM101 143H102V142H101ZM109 143H110V142H109ZM142 143H143V142H142ZM222 143H225V142L223 141ZM222 143H221V146H220V145H217V144L214 145L213 142H212V146L214 145V147L218 146V148H221V147H222ZM234 143H236V142H234ZM257 143H259V144H257ZM0 144H1V143H0ZM28 144H29V143H28ZM41 144H42V145H41ZM48 144H50V146H49ZM74 144H75V142H74ZM194 144H195V143H194ZM2 145H3V144H2ZM15 145H16V144H15ZM15 145H14V146H15ZM92 145H93V144H92ZM94 145H95V144H94ZM97 145H99V144H97ZM97 145H96V149H97ZM175 145H176V144H175ZM175 145H174L173 147H175ZM253 145H252V147H253ZM6 146H8V145H6ZM9 146H10V145H9ZM21 146H22L23 149H25L24 146H27V147H28L29 145L26 144V145H24V146H23V145H21ZM166 146H167V145H166ZM176 146H179V145H176ZM200 146H199V147H200ZM219 146H220V147H219ZM224 146H226V145H224ZM224 146H223V147H224ZM249 146H248V147H249ZM2 147H4V146H2ZM10 147H12V146H10ZM10 147H9V148H10ZM16 147H18V146L16 145ZM19 147H20V146H19ZM19 147H18V148H19ZM30 147L33 148V146H31V144H30ZM63 147H64V146H63ZM63 147H62V148H63ZM100 147H101V146H100ZM207 147H208V146H207ZM207 147H206V148H207ZM209 147H211V146H209ZM248 147H246V148H248ZM252 147H251V148H252ZM255 147H254V151H251L252 154L254 155V152H256V150H257V152H256L255 155H254V156H255L254 159H253V158L251 159V161L253 160V162L259 160V159H258V160H255V159H256V157H257V155H258V152H260L259 150L262 148V147H261V148L258 147V148L256 149ZM5 148H6V147H5ZM12 148H13V147H12ZM12 148H11V150H12ZM28 148H29V147H28ZM28 148H27V149H28ZM94 148H95V147H94ZM171 148H172V147H169V149H171ZM216 148H217V147H216ZM2 149H3V148H2ZM23 149H22V151H23ZM29 149H30V148H29ZM63 149H64V148H63ZM91 149H93V147H92ZM173 149H177V147H176V148H173ZM178 149H179V148H178ZM198 149H199V150H198ZM207 149H209V148H207ZM238 149L240 150L239 147H238ZM252 149H253V148H252ZM252 149H249V148H248V150H252ZM255 149H256V150H255ZM14 150H15V149H14ZM14 150H13V151H14ZM19 150H21V148H20V149H17V154H18V151H19ZM217 150H219L218 153H217ZM221 150H222V151H221ZM242 150H243V152H246V149H245V150L242 149ZM248 150H247V151H248ZM262 150H263V151H261V152L263 153V152H264V149L262 148ZM22 151H20V152L23 154L24 152H22ZM24 151H25V150H24ZM27 151H30V150H27ZM82 151H83V150H82ZM161 151H162V150H161ZM235 151H233L232 153L234 154ZM240 151H241V150H240ZM15 152H16V150H15ZM15 152H14V153H15ZM177 152H178V151H177ZM212 152H211V153H212ZM248 152H249V151H248ZM248 152H247V153H248ZM10 153H11V152H10ZM12 153H13V152H12ZM21 153H20V154H21ZM29 153H30V152H29ZM62 153H63V156L61 155ZM62 153H60L59 156H57V158H58L57 160H62V162H63V161H65V160H63V159H64V157H65L66 155L64 154V151H63ZM0 154H1V153H0ZM17 154L14 155V157L17 156ZM22 154H21V156H25V158L28 156V155L26 156V153H24L25 155H24V154L22 155ZM32 154H34L35 156L32 155ZM79 154H80V153H79ZM79 154H77L76 157H77ZM216 154H215V155H216ZM233 154H232V155H233ZM249 154H251V153H249ZM249 154H246V155H249ZM263 154H264V153H263ZM263 154H262L261 156H263ZM11 155H13V154H11ZM11 155H10V156H11ZM64 155H65V156H64ZM160 155H161V153H160ZM179 155H180V156H179ZM224 155L226 156V154H224ZM224 155H222V156H223V159H224V162H225L227 159H231V158H228L227 156L225 157V158H226V159H225V158H224ZM253 155H252V156H253ZM1 156L4 157V155H2V154L0 155V157H1ZM18 156L20 157V155H18ZM29 156H30V155H29ZM29 156H28L27 159H29V158L32 159V157H31V156L29 157ZM60 156H61V159H60ZM68 156H69V155H68ZM74 156H75V155H74ZM74 156H72L73 159L76 158V157H74ZM88 156H90V154H89ZM199 156H200V157H199ZM207 156H206V157H207ZM241 156H237V158H238V157H241ZM258 156H260V155H258ZM261 156H260V157H261ZM3 157H1V158H2V161H4ZM11 157H12V158H11ZM11 157H10L9 159H11V160L13 161V156H11ZM19 157H18V158H19ZM198 157H199V158H198ZM208 157H207V158H208ZM211 157H210V158H211ZM233 157L235 158L236 156L234 155ZM233 157H232V160H233V161L231 162V163H233V164H234L235 162H237V161L240 160V158H238V159H239V160H238L237 158L234 159ZM248 157H250V156H248ZM248 157H247V158H248ZM260 157H258V158H260ZM1 158H0V159H1ZM15 158H17V157H15ZM18 158L16 159V160H18V161H15V159H14V162H15V163H17V162L19 163L20 158H19V159H18ZM22 158H24V157H22ZM62 158H63V159H62ZM180 158H179V159H180ZM207 158H205V157L203 158V157H202V160L207 159ZM210 158H209V159H210ZM250 158H251V157H250ZM250 158H248V159L245 160L246 163H249L248 166H246V167H247V171H246V169H245L246 173L249 172V171L252 170V169L255 170V169L252 167L254 163L251 164V162H247V160H250ZM263 158H264V156L262 157V159H263ZM30 159H29V160H30ZM65 159H66V158H65ZM69 159H70V158H68L67 161H68ZM76 159H77V158H76ZM87 159H88V158H87ZM179 159L177 160V167H178V168L180 167V166H178V163H179L178 161H180ZM198 159H199L200 163L203 164L202 166L199 164ZM236 159H237V160H236ZM262 159H261V160H262ZM11 160H9V161H11ZM29 160H28V161H29ZM43 160H42V161H43ZM55 160H56V159H54L53 161H55ZM83 160H84V159H83ZM234 160H235V162H234ZM12 161H11V164L14 163V162H12ZM23 161H24V159H23ZM23 161L21 160V162H23ZM28 161H27V162H28ZM34 161H35V160H34ZM67 161H65V163H66ZM69 161H72V160H69ZM69 161H68V164H69ZM86 161H87V160H86ZM227 161H229V160H227ZM241 161H242V160H240L239 163L237 162V164L235 163V165H237V166H236L237 169H238V166L240 165V162H241ZM263 161H264V160H263ZM0 162H1V160H0ZM32 162H33V160H32ZM56 162H57V161H56ZM56 162H55V163H56ZM62 162H60V163H61V166H62ZM74 162H75V161H74ZM84 162H85V161H84ZM167 162H168V161H167ZM181 162H180L179 164H181ZM206 162H208V160H207ZM206 162H205V163H206ZM224 162H223V163H224ZM5 163H6V167H5L6 169H3V170H2V169L0 168V169H1V173H2V171H4V172H3L4 175L2 174V176H0L1 178H2V177H3V178H5V177L7 178V176H5V171L8 170L11 166H14V165H9L8 163H10V162L7 163V161H6ZM15 163H14V164H15ZM30 163H31V162H30ZM30 163H29L28 167L26 168V170H28L29 166L31 165ZM35 163H36V162H35ZM39 163H36V164L39 165ZM41 163H43V162H41ZM45 163L47 164V162H45ZM45 163H44V165H45ZM51 163H52V165H53V162H51ZM85 163H86V162H85ZM162 163H163V161H162ZM219 163H220V161H219ZM221 163H220V164H221ZM225 163H226V164H224V165H229V164H227V162H225ZM228 163H229V162H228ZM231 163H230L229 167L231 166ZM242 163H245V162H242ZM246 163L243 164V166L246 165ZM261 163H262V162H261ZM261 163H259V165H261ZM3 164H4V163H3ZM3 164L0 163V166L3 165ZM21 164H22V163H21ZM24 164H25V163H24ZM27 164H28V163H27ZM33 164H34V163H33ZM33 164H32V165H33ZM56 164L59 165L58 162H57ZM182 164H181V167L183 166ZM220 164H218V166H216V168L214 167V169L217 170V173H221V172H218V171H219V168H217V167H219ZM238 164H239V165H238ZM250 164H251V165H250ZM263 164H264V163H263ZM263 164H262V165H263ZM4 165H5V164H4ZM4 165H3V166H4ZM8 165H9V167H7ZM32 165H31V166H32ZM37 165H36V167H34V168H33V166H32L33 169L31 168V169H29L28 171H29V173H30V172H31L30 170H33V173H35V175H36V174H37V175H40V177H41V175H42V172H44L43 175H44V177H45V176H46L45 173L48 171V167L52 166V165L49 164L50 166L47 165V166H48L47 169H46V166H45V170H46V172H45L44 169H42L43 171L40 172L41 168H39ZM41 165H43V164H40V167H42ZM44 165H43V167H44ZM64 165L66 166V164H64ZM64 165H63V166H64ZM241 165H242V164H241ZM241 165H240V166H241ZM255 165H256V164H255ZM257 165H258V162H257ZM262 165L259 166V167L261 168ZM3 166H2V167H3ZM34 166H35V165H34ZM54 166L57 167L56 165H54ZM54 166H52V167H54ZM63 166H62V167H63ZM140 166H141V165H137V164H136V165H134V167H131V175H132V176L130 175V172H129V171H128V172H129L128 174H127V172H126V175H128V177H129V176L132 177V178L130 177V179H131L132 181H131L128 177H126V178H127V179H126V178L124 177L125 175H123L122 172H119L118 174H119V175H123L122 177H123L124 180H125V179H126V180L129 179L128 181H130L131 185H132L133 183L137 185V183H138L137 181H138V179H139L140 176H141V175H140V174H141V173H140V172H141V169L139 168V169H140V172H139V170H137V167H140ZM184 166H183V167H184ZM204 166H206V167H205V170H203V169H204V168H203ZM221 166H222V167H220V170L222 171V170L225 169V167L223 166V164H222ZM232 166H233V165H232ZM249 166H251L250 168H252V169H248ZM21 167H22V166H21ZM70 167H72V166H70ZM135 167H136V168H135ZM169 167H170V166H169ZM169 167H168V168H169ZM183 167H182V168H183ZM185 167H184V168H185ZM223 167H224V168H223ZM244 167H245V166H244ZM256 167H257V166H256ZM60 168H61V167H59V169H58V167H57L58 170H60ZM64 168H65V167H64ZM73 168H74V167H73ZM133 168H134V169H133ZM168 168H167V170H168L167 174H168V173H171L173 169H177V168H173V169L169 168V169H170V170H169ZM184 168L182 169V171L186 169V168H185V169H184ZM222 168H223V169H222ZM231 168H232V167H231ZM260 168H257V170H259ZM18 169H19V168H18ZM57 169H56V171L52 169V170H51L52 173H53L54 171H55V173L59 172ZM61 169H62V168H61ZM65 169H67L66 171L68 172L69 169H68L67 167H66ZM76 169H77V168H76ZM129 169H130V168H129ZM129 169H128V170H129ZM135 169H136L138 172H137ZM229 169H230V168H229ZM235 169H236V168H235ZM235 169H234V170H235ZM237 169H236L235 171H237V172H238V176H240L239 173H240L243 169H242V170H240L241 168L238 169V170H237ZM261 169H262V168H261ZM11 170H12V168H11ZM21 170H22V169H20V171H21ZM72 170H73V169H72ZM80 170H81V169H80ZM80 170H79V171H80ZM178 170H179L180 172H182L180 169H178ZM178 170H177V171H178ZM226 170H228L227 166H226ZM226 170H225V171H226ZM231 170L233 171V168L230 169V171H231ZM239 170H240V172H239ZM253 170L251 171L252 173L250 172V175H251V174H254V175H255V172H256V171L253 173ZM262 170H264V166H263V169H262ZM61 171H62V170H61ZM70 171H71V169L69 170V172H70ZM76 171H77V170H76ZM169 171H171V172H169ZM187 171H186L185 174H184L185 171H183L182 174L178 173L179 175H178V174H177V175H174V176H176V178L173 177V176H171L170 174L167 175V181H168L167 186L169 187V184H170L171 181L173 180V181H172V185H173V183H174V185H173V186L170 185V187H172V188L174 189V195H175V196H176L175 190L177 191L180 187H181V188H184V187L181 186V185H180V186H177V187H179L178 189H175V188H174V187H175V184H179V183L181 182L180 178H182V180H183V177H185L184 175H186V178H187V176H188L189 178L192 179V177H190V176L188 175ZM189 171H190V172H189ZM205 171L210 172V173H209V176H208V174L205 175L206 177L204 176V172H205ZM260 171H261V170H260ZM6 172L9 173L10 171L8 170V171H6ZM21 172H22V171H21ZM21 172H20V173H21ZM39 172H40V174H39ZM69 172H68V173H69ZM71 172H73V171H71ZM74 172H75V171H74ZM74 172H73V173H74ZM173 172H174V170H173ZM173 172H172V173H173ZM207 172H205V173H207ZM227 172H228V171H227ZM227 172H226V173H227ZM237 172H235V173H237ZM263 172H264V171H263ZM263 172H258V171H257L258 176H260L259 173L264 174ZM1 173H0V175H1ZM8 173H6V174H8ZM10 173H11V172H10ZM10 173H9V174H10ZM26 173H27V172H26ZM26 173H25V174H26ZM29 173H28V174H29ZM33 173H32V174H33ZM55 173L52 174V175H53V180L56 179V178L59 179V177H57V175H58V174L60 175V173L62 174V172L57 173V174H55ZM68 173H67V175H68ZM73 173H70V175L73 174ZM75 173H77V172H75ZM215 173H216V172H215ZM226 173L224 172V179H231V178H232V177L228 178V176H233V177L236 176V177H237V175H236V174L234 175L232 172H231V174H233V175H228L229 172H228L227 174H226ZM241 173H242V172H241ZM243 173H244V172H243ZM246 173H245V175H247ZM15 174H16V173H15ZM50 174H51V173H47V176H49ZM63 174H66V173L63 171ZM175 174H176V173H175ZM183 174H184V175H183ZM191 174H190V175H191ZM225 174L227 175V178H226ZM10 175L12 176V173H11ZM30 175H31V173H30ZM54 175H56V176H55L56 178H54ZM74 175H75V174H74ZM119 175H116V176L113 177L112 179L115 180L114 178H116L117 176H118L119 178H121V176H119ZM163 175H164V174H163ZM180 175H182L183 177H181ZM214 175H215V174H214ZM4 176H5V177H4ZM13 176H15V175L13 174ZM13 176L10 177V178H13ZM18 176H19V175H18ZM22 176H25V175H22ZM60 176H61V175H60ZM100 176H101L100 174L95 175V178H97V179L93 178L94 180L91 179V181L93 180L94 183L99 182V180H100L99 177H100ZM170 176H171V178H168V177H170ZM177 176H179V179H177V178H178ZM222 176H223V173L221 174V176L219 175L220 178H221ZM248 176H249V175H248ZM252 176H253V175H252ZM252 176H251V177H252ZM8 177H9V175H8ZM15 177H16V176H15ZM26 177H27V176H26ZM50 177H52V176H50ZM64 177H65V175H64ZM118 177L116 178V180L118 179ZM198 177H197V179H198ZM241 177H242V175H241ZM249 177H250V176H249ZM249 177H248V179H251V178H249ZM255 177H256V175H255ZM262 177H263V175H262ZM262 177H260V178H262ZM16 178H17V177H16ZM20 178H21V177H20ZM20 178H19V179H20ZM41 178H43V177H41ZM165 178H166V177H165ZM186 178H185V179H186ZM189 178H188V179H189ZM193 178H194V177H193ZM201 178H199V179H201ZM242 178H243V177H242ZM242 178H241V179H242ZM245 178H246V180H245V179H244V180L247 181L248 179H247L246 176H245ZM43 179H45V178H43ZM43 179H42V180H43ZM60 179L63 180L61 177H60ZM60 179H59V180H55V182H54V181L51 182L52 180L50 181V178H49V182H50V183H56V184L58 183V184H60V183H61ZM123 179L121 178V179H118V180H123ZM168 179H169V180H168ZM170 179H172V180H170ZM175 179H176L177 181H176ZM188 179H187V180H188ZM191 179H190V180H191ZM224 179H222L221 182H223V181H227V182H226V185H224V186L221 187V185H220V184H221L220 180L218 181L217 178H216V181H218V182L220 183V184L217 183V187H218V188L221 187L219 190H218L217 188L211 187V185H212L211 182L213 181V180H211V182H210V184H209L210 186H208V187H210L211 189H214V190H215V189L218 190V192H216L217 190H215V193H216V194L213 195V196H211L212 194H208V195H210V196L205 195L206 192H207V193L211 192V191L209 190L210 188H208L207 186H206V187L208 188L207 191L204 190V189H206V188H203V186H202V187L200 186V187L202 188L203 191L200 190L199 192H203V193H205V194L202 193V194H200V195H197L196 193H197L198 190H196V189H195L196 193H192V192H194V191H193L194 189L192 190V188H193V186H195L196 184H194L193 186L190 185V186L192 187V188H191V187L189 188V189H191V191H192L191 193H189L190 190H189L188 192H185V191H187L188 189H185L184 192L180 193L181 195H183V193H186V195H187V193H189V195L186 196V197H187V198H190V199L193 198V200H197V201H198L199 196H200V198H203V199H200L198 202L196 201L195 203H194V201H192V202L189 201V199H187V200H183V199H185L184 196H183L184 198L181 197V198H183V199H180V197H179L180 194L178 195V198H177V197H174L173 195L171 196V194H172L173 191L170 190V187H169V188L167 187V189H169L168 192H170V195H169V196L167 195V201H168V202H167V203H168V204H167V238H171V237H172L171 239H173V237H174V238H178V237L180 238V237H181L180 234L183 233V234H184V238H183V240H185V243L187 242V243L190 244V245L192 244V245H194V247H196V246L198 247V246L200 245L198 248H200L201 245L205 243L204 241H207L206 238H209V239H213V243H211V242L208 241L209 243L206 242V244H208V246H209V248H211V250H212L213 248H214V250H216L215 248H218V244H220V243H221V244H220L219 246H221V245H223V244L231 243V244H233V245H232L233 247H236V246L238 247V246H239V248L242 247V248L245 249V250L252 249V252H251L252 254H249V252H248L249 260H250L251 263H250L249 261H246V263L249 262L250 264H253V263H254V264H257V262H259V260L257 259V256H256V255H258V254L260 253V250H261L262 246H261V248H260L258 245L255 244V243H258V239H257V237L255 236V235H257V234H254V233H253V232L255 231V230L253 231V227H254V225H253L254 223H253V222L255 221L254 219H256V216L254 215V217L251 219V217H250L251 215L248 217V216L245 214V213H248V215H249V213H250L249 210H247L248 212H246L245 209H244L245 213L243 212V207L241 206V204H242L243 201H245V203H246V200H243L246 196H244L243 199H242L241 197L243 196L242 194H244V193H241L242 196H239V197H238V195H239L240 193L237 194V192H239V191L236 190V189H234V188H236V187L241 186V187H239V188L243 189V190H244L243 192H245L246 189H244V188H245V185H244V184H246V183H242L241 185L237 184L238 182L244 181V180L239 181L240 177H239V179H237V178H233V179H236V180H237V181L234 180V183H236V182H237V183H236V184L233 183V185H231V184H232V180H231V184H228V182L230 183V180H224ZM252 179H253V178H252ZM254 179H255V178H254ZM254 179H253V180H254ZM8 180H10V179H8ZM8 180H7V181H8ZM45 180H46V179H45ZM47 180H48V179H47ZM78 180H79V181H78ZM78 180H77L78 182H82V179H78ZM126 180H125V182L128 183ZM174 180H175V182H174ZM178 180H180L179 183H177ZM190 180H189V182H191ZM19 181H20V180H19ZM21 181H22V180H21ZM56 181H58V182H56ZM59 181H60V182H59ZM73 181H74V180H73ZM77 181H75V182H77ZM84 181H85V179H84ZM107 181H108V180H107ZM185 181H186V180H185ZM192 181H193V180H192ZM197 181H199V180H197ZM197 181H196V182H197ZM206 181H207V183H205ZM209 181H210V180H209ZM214 181H215V180H214ZM216 181H215V182H212V183L216 185ZM249 181H250V180H249ZM261 181H264V179L262 178ZM11 182H12V180L10 181V183H11ZM47 182H48V181H45L44 183L46 184ZM49 182H48V184H50ZM75 182H74V183H75ZM112 182H113V181H112ZM182 182H183L182 185H184V183H186V184H185V188H186L187 185L189 184L188 181H186V182L182 181ZM182 182H181V183H182ZM193 182H195V181H193ZM251 182H252V181H251ZM255 182H256V183H257V182L260 183V180H258V178H257V181L254 180V183H255ZM44 183H43V186L45 185ZM69 183H70V182H69ZM69 183H68V184H69ZM122 183H123V182H122ZM191 183H192V182H191ZM191 183H190V184H191ZM249 183H250V182H249ZM249 183L247 182V184H249ZM256 183H255V184H256ZM263 183H264V182H263ZM263 183H262V187H264V184H263ZM6 184H7V183H6ZM19 184H20V182H19ZM23 184H25V183L23 182ZM26 184H27V183H26ZM29 184H30V183H29ZM48 184H47V188L45 187L46 190L44 189V187H42V185H41V188H43V190H42L41 188H40L41 190H39L38 188L40 187V185H38L39 187H38V188L36 187L37 192H38V191H41V192L44 191V192H42L43 194H44L45 192H49V193H48L49 195H50L51 193H52V194L55 193V192H53V191H56V188L54 187L55 185H54V186H53V184L50 185L51 188H52V187L55 188V189L53 188V191L50 189V190H51V193H50V191H48V190H49V188H48L49 185H48ZM75 184H76V183H75ZM128 184H129V183H128ZM227 184H228L229 186H228ZM247 184H246V187H247ZM255 184H253V185H254V188L256 187ZM8 185H9V182H8ZM8 185H7V187H8ZM96 185H97V184H96ZM129 185H130V184H129ZM136 185H133L134 187L132 188V189L135 191L134 194L136 193V190H137V189H136V187H137ZM197 185H198V184H197ZM197 185H196V186H197ZM215 185H213V186H215ZM218 185H220V187H219ZM222 185H223V183H222ZM242 185H243V188H242ZM250 185H252V183H250ZM250 185H248V187H250ZM259 185H260V184H259ZM9 186H11V184H10ZM25 186H26V185H25ZM32 186H34V185H32ZM35 186H36V185H35ZM45 186H46V185H45ZM50 186H49V187H50ZM67 186L69 187L70 184H69V185H66V188H67ZM135 186H136V187H135ZM230 186H233V187L235 186V187L232 188V187H230ZM257 186H258V184H257ZM19 187H20V186H19ZM56 187H57V186H56ZM58 187H59V186H58ZM58 187H57V190L60 191L61 186H60V188H58ZM73 187H74V186H73ZM177 187H176V188H177ZM252 187H253V186H252ZM252 187H250V188H252ZM66 188H65V189H66ZM172 188H171V189H172ZM250 188H249V189H250ZM254 188H252L253 191H254ZM257 188H260V189H261V185H260V187L258 186ZM5 189H6V188H5ZM9 189H10V187H9ZM11 189L13 190V188H11ZM18 189H19V188H18ZM23 189H24V188H23ZM65 189H64V192H61L62 195L60 194V195H61L60 199H59L58 196H55V198H56V197L58 198V199H57L58 201L55 199V201H57V202H56L55 206L52 207V208H56L55 210H57V211H60V209L62 208L61 206L64 204V202H65V201L69 198V196H70L69 188H67L66 190H65ZM260 189H258V190H259V191H257L258 193H259L260 191H261V192L263 191V190H260ZM6 190H7V189H6ZM6 190H5V191H6ZM21 190H22V189H21ZM34 190H35V189H34ZM34 190H33V191H34ZM36 190H35V191H36ZM183 190H184V189H182V190L179 189L178 191H183ZM5 191H4V195H5ZM8 191H9V190H7V192H8ZM22 191H23V190H22ZM35 191H34V192H35ZM58 191H57V192H58ZM61 191H62V190H61ZM71 191H72V189H71ZM117 191H118V189H117ZM119 191H123V190L120 189ZM119 191H118V192H119ZM212 191H213V190H212ZM236 191H237V192H236ZM11 192H12V191H11ZM41 192H40V193H41ZM118 192H115V193H118ZM213 192H214V191H213ZM247 192H248V193H246V192H245V193H246V194H249L250 191H247ZM257 192H252V194H249L248 197L251 196V195H256ZM12 193H13V192H12ZM132 193H133V191H132ZM178 193H179V192H177V194H178ZM211 193H212V192H211ZM8 194L10 195V191H9ZM25 194H26V193H25ZM29 194H30V193H29ZM35 194H36V193H35ZM46 194H47V193H46ZM57 194H59V193H57ZM130 194H131V193H129V194H127V195H126V194H121V193H119V195H117L118 197H120V198L122 199L121 201L124 202V203L119 202V203L122 204V206L124 205V209L121 208V206L119 207L120 210H125V208L128 209L129 213H128L127 211H125L124 214L127 215V213H128L127 216H129V217L131 216L130 214H131L132 209H131L130 207H126V206L129 204V202H131V201H133V200H135V201H140V199H141V195H140V196H137V195H132V196H131ZM191 194H194V195H191ZM195 194L198 196V197L196 196L197 199H195V197H194ZM198 194H199V193H198ZM213 194H214V193H213ZM246 194H245V195H246ZM11 195H12V194H11ZM26 195H27V194H26ZM33 195H34V194H33ZM41 195H42V194H40L39 196H41ZM49 195H47V197H46V195L44 194V195H42L43 197L41 196V198H40L39 200H42V198H45V197H46V198H47L46 201L44 200V201H45L44 204H46V203L48 202L47 200L49 199V198H48ZM53 195H56V193L53 194ZM53 195H51V196H49V197H52ZM85 195H86V194H85ZM114 195H116V194H114ZM181 195H180V196H181ZM201 195H203V196L205 195V197H203V196H201ZM235 195H236V196H235ZM24 196H25V195H24ZM44 196H45V197H44ZM189 196H190V197H189ZM191 196H192V197H191ZM206 196H207V197H206ZM16 197H17V196H16ZM19 197H21V196H19ZM19 197L16 198V200H17V204H18V199H19ZM248 197H247V199H248ZM253 197H256V196H253ZM253 197H252V198L250 197L251 199H248L249 201L251 200L250 203H252V200L255 199V198H253ZM10 198L13 199V198H14V195H13V197L10 196ZM26 198H27V197H26ZM83 198H84V197H83ZM83 198H82V199H83ZM85 198H86V197H85ZM85 198H84V200H85ZM112 198H113V197H112ZM116 198H117V197H116ZM239 198H241V199H239ZM5 199H6V197H5ZM12 199H11V200H12ZM14 199H15V198H14ZM123 199H124V200H123ZM238 199H239V200H238ZM245 199H246V198H245ZM257 199H258L257 201L260 202V206L264 208V206H263V204H264V198H257ZM261 199H262V201H261ZM2 200H3V199H2ZM11 200H10V201H11ZM21 200H22V198H20L19 201L21 202ZM53 200H54V199H53ZM84 200H82L81 203H82V202L85 203ZM87 200H88V198H87ZM112 200H113V199H111V200L109 199V201H112ZM117 200H120V199L117 198ZM155 200H156V199H155ZM155 200L153 199V200L151 201V203H150V205H149V207H148V211L153 212V211L156 209L157 203L155 202ZM191 200H192V199H191ZM240 200H241L242 202H239ZM14 201H15V200H12L11 204H12ZM42 201H43V200H42ZM42 201H40V203H41ZM44 201H43V202H44ZM49 201H50V199H49ZM109 201H108V202H109ZM115 201H116V199H115ZM15 202H16V201H15ZM35 203H37V201H35V202H33L31 205H30V204H29V205L32 207L33 205H35ZM40 203H39V201H38L37 204H40ZM109 203H110V202H109ZM247 203H249V202H247ZM247 203H246V206H245V204H243V206H244L245 208L248 207V206H247ZM250 203H249V205H250ZM257 203H258V202H257ZM14 204H15V203H14ZM17 204H16V205H17ZM41 204H43V203H41ZM41 204H40V206H42ZM44 204H43V206H44ZM48 204H49V203H48ZM48 204H47V205H48ZM52 204H53V203H52ZM113 204H114V203H113ZM115 204H117V203L115 202ZM29 205H28V206H29ZM108 205L111 206L112 203H111V204H108ZM13 206H14V205H13ZM13 206H10V207H13ZM28 206H27V207H28ZM43 206H42V207H43ZM116 206H117V205H116ZM10 207H9L10 210L7 212L8 214L5 213V214H7L6 217L4 216L5 214L2 213V212H3V209H2V211H1V210H0V211H1L2 215H3V217H5V220H10L11 222H13L14 217H15L16 215H18V214L15 213L14 208H12V209H13V210H12ZM18 207H20V206H18ZM31 207H29V210H30V211H27L28 213H25L26 210H28V208L25 210L24 213H23V210L21 209L23 215L25 214L24 218H25L26 215H28V214H29L30 216L32 215V214L29 213V212H31ZM33 207H34V209L36 210L35 206H33ZM33 207H32V208H33ZM44 207H46V206H44ZM44 207H43V209H44ZM164 207H165V206H164ZM241 207H242V208H241ZM261 207H260V208H261ZM16 208H17V207H16ZM52 208H51V209H52ZM104 208H107V207H104ZM109 208H110V207H109ZM111 208H114V207H111ZM133 208H134V207H133ZM260 208H259V209H260ZM7 209H8V208H7ZM17 209H18V208H17ZM17 209H16V210H17ZM37 209L39 210L40 208L38 207ZM43 209H40L39 211H42ZM246 209H247V208H246ZM35 210H33V212H34ZM38 210H37V212H39ZM55 210H54V211H55ZM120 210H119V212H120V213L122 212V214H123L124 211H120ZM130 210H131V211H130ZM6 211H7V210H5L4 212H6ZM52 211H53V209L51 210V213L54 215L55 212H54V211L52 212ZM260 211H263L262 208H261ZM35 212H36V211H35ZM44 212H45V211H44ZM48 212H49V211H48ZM119 212H118V214H119L120 216L118 215L117 218H118V219H122L123 215H121ZM1 213H0V216H1ZM45 213H46V212H45ZM38 214L41 215V213H38ZM38 214H37V215H38ZM52 214H51V215H52ZM255 214H257V213H255ZM260 214L262 215L263 213L260 212L259 215H260ZM21 215H22V214H21ZM23 215H22V217H23ZM125 215H124V216H125ZM259 215H258V216H259ZM261 215H260L259 217H261ZM258 216H257V217H258ZM3 217L0 218V221H1V219H3ZM22 217H20L21 219H19V220H24V218H22ZM28 217H29V216H27L26 218H28ZM261 219H263V223H262V222H258V223H260V225H259L260 228H262V226L264 227V217H262ZM261 219L259 218L258 220H261ZM14 220H15V219H14ZM258 220H257V221H258ZM257 221H256V222H257ZM111 222H112V221H111ZM256 222H255V223H256ZM0 224H1V223H0ZM175 224H177V225H178L177 227H179V228H180V227H183L182 230H181V231H174V228H173V227L175 226ZM262 224H263V225H262ZM11 225H12V224H11ZM257 225H258V224H257ZM177 227L175 226V228H177ZM259 227H256V224H255V227H254V228L258 230ZM5 229H6V228H5ZM177 230H179V229H177ZM257 230H256V231H257ZM258 231L260 232V230H258ZM261 231H262V230H261ZM263 231H264V228H263ZM259 232H258V233H259ZM255 233H257V232H255ZM254 236H255V237H254ZM181 238H182V237H181ZM198 238H199V239L204 238L205 240H204L203 243H202V242H199V239H198ZM255 238H256L257 240H256ZM167 240H168V239H167ZM178 240L180 241V239H178ZM201 240H203V239H201ZM201 240H200V241H201ZM172 241H173V240H172ZM172 241H171V242H172ZM174 241H175V240H174ZM179 241H178V242H179ZM167 242H168V241H167ZM175 242H176V241H175ZM179 243L181 244V242H179ZM199 243H200V244H199ZM210 243H211V244H210ZM217 243H218V244H217ZM169 244H170V243H169ZM169 244H168V245H169ZM171 244H172V243H171ZM171 244H170V245H171ZM206 244H204L203 247L206 246ZM231 244H230V246H231ZM168 245H167V247H168L169 249H171ZM185 245H187V244H185ZM192 245H191L190 247H187V246H186L184 250H182V249L179 247L182 251H180V250L177 249V248H175L174 252H173V251H170V252H169V251L167 250V253L169 254V253L173 252V255L177 256L176 254H177L178 252H177L176 254H174V253H175L176 250H178L179 253H178V256H177L176 258H178L179 260H182V262H183V260H184V261L186 262V264H204L203 262L201 263L200 260H198V258L196 257V256H198L199 253L196 254L194 257H190V254L192 253V251H193L194 249H196V248H194L193 250H191V249L193 248ZM235 245H236V246H235ZM178 246H179V245H178ZM188 246H189V245H188ZM208 246H206V247H208ZM225 246H226V245H225ZM171 247H172V246H171ZM191 247H192V248H191ZM206 247H205V248H206ZM227 247H228V246H227ZM198 248H197V249H198ZM205 248H204V250L206 251L207 248H206V249H205ZM172 249H173V248H172ZM197 249L195 250V252L197 251ZM202 250H203V249H202ZM224 250H225V249H224ZM233 250H235V249H233ZM262 250H263V249H262ZM216 251H217V250H216ZM219 251H221V252H223V253L219 252L221 258H219V256H218V260H219V261H217V263L221 261V262H220L221 264H232V261L234 262L233 259H235V258H232V257H233V256H236V255H233V254H234L233 252H232V253H233V254H232L230 251H227V250H226L227 252H226V251L224 252L223 250H219ZM206 252H207V251H206ZM229 252H230L233 256H232L231 254H229ZM196 253H197V252H196ZM208 253H209V254H210V253H214V251H212V252H208ZM171 254H172V253H171ZM209 254H208V257H207V258H209L210 255H212V254H210V255H209ZM217 254H218V253H217ZM239 254H240V253H239ZM175 256H173V257L175 258ZM204 256H205V255H204ZM213 256H214V255H213ZM213 256H212V257H213ZM215 256H216V255H215ZM215 256H214V257H215ZM167 257H168V256H167ZM173 257H172V258H173ZM212 257H211V258H212ZM214 257H213L212 259H214ZM238 257H239V256H238ZM168 258H169V257H168ZM172 258H171V259H172ZM205 258H206V257H205ZM243 258H244V257H243ZM243 258H242V259H243ZM246 258H247V256H246ZM169 259H170V258H169ZM169 259L167 260L168 262H169ZM209 259H210V258H209ZM209 259H208V260H209ZM212 259H210L209 261H212ZM216 259H217V258H216ZM220 259H221V260H220ZM239 259H241V256H240V258H238V260H239ZM242 259H241V260H242ZM173 260H174V259H173ZM179 260H178V261H179ZM208 260L206 259V261H208ZM235 260H237V259H235ZM238 260H237V262H238ZM246 260H247V259H246ZM256 260H257V261H256ZM170 261H171V260H170ZM176 261H177V259H176ZM178 261H177V262H178ZM202 261L205 262V259L203 258ZM114 262H115V261H114ZM168 262H167V263H168ZM179 262H180V261H179ZM235 262H236V261H235ZM237 262H236L235 264H237ZM174 263H175V262H174ZM214 263H215V262H213V264H214ZM238 263H239V262H238ZM249 263H248V264H249ZM176 264H177V263H176ZM179 264H183V263H179ZM210 264H211V263H210ZM218 264H219V263H218ZM244 264H245V262H244ZM260 264H261V263H260Z\"/></svg>",
	"mask_w": 264,
	"mask_h": 264
}]
</instances>
